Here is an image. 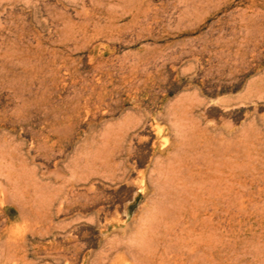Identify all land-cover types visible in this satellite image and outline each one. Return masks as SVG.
Returning a JSON list of instances; mask_svg holds the SVG:
<instances>
[{"label":"rangeland","instance_id":"obj_1","mask_svg":"<svg viewBox=\"0 0 264 264\" xmlns=\"http://www.w3.org/2000/svg\"><path fill=\"white\" fill-rule=\"evenodd\" d=\"M1 1L2 0H0V13H3V15L6 16V18L4 20L7 23L5 21L4 22L2 21V25H0V28H3V29H0V33H1L0 34V39H1L0 40V62H1V60H3L0 63V97H3V98H1L2 100L0 99V103H1L0 104L1 105L0 106V109H1L0 110V124H1L0 129L3 128L2 130H0V134H2V133L4 134V135L2 134L3 138L1 137L0 142L2 141V147H3V143H5L4 141H7V140L13 141L14 138H16V141L14 140V142H17L19 144L21 141L22 142L25 141V139H28V141L30 143V144H28V141L26 140L24 145L21 142V144L23 146L19 145V144H18L19 145L18 146L17 143L15 144L14 142L10 143L7 141V143H8L7 145L8 146L10 144L11 145L8 147L5 143L4 147L6 146V148L3 147L4 149H6L8 151L4 156L5 158L2 155H4L6 150L3 151V148H2V151H3V154H2L1 153L2 151L0 149V151H1L0 157L3 158V160H2L3 163L9 165L8 163L11 162V164H14L16 166V168H18V166L22 167V168L19 167L18 168L19 170L16 169V170H18V171H16L17 173L20 172L17 175L18 176L17 177V184H19V186L17 185L18 193L16 192V190L11 191L9 185H5L6 187L4 186V188L6 189L5 193H4V190L2 193L0 192V208L4 207V209H6L10 212L8 219L5 220L4 218H1L2 220H5V221H3L4 223L0 219V229L3 230L2 233L0 234V241L2 242V241H5L7 239L8 240L11 239V240H9L10 242L14 241V244H19L21 242L22 238L25 237L27 242L28 241L31 242V243H28V245H27L28 248L26 246L25 249L24 248L22 249L21 253L19 254L20 260H17L18 263L16 261H13V263L15 262V264L16 263L17 264H27V263L30 264L31 262H35L33 264H39L41 262V264H44V263L45 264H57V263L58 264H62V263L63 264L64 263L65 264H70V263H72V264H75V263L76 264H90V263L96 264L97 261L98 262L101 261L103 264H107V263L108 264H137V263L138 264H141V263L147 264L148 262L142 261V258L145 259V257H143V255L140 253L135 254L138 252H136V250H133V248L134 249L136 248V244L139 243V241H141L140 238H142V237H143L142 239H145V241H147V244L150 243V241H151V244L152 243L154 244L155 240L175 239L174 237H176V239H181V238L182 239H185V238L192 239L193 238L195 241L197 238L198 240L196 242L200 243L203 246L206 243H208L209 234H207L208 232L205 230H207V226H208L210 218H211V214L210 215L208 214V212L209 213L211 212L210 211L211 206H210V202H209L211 200V190L209 187V186H211L210 183L209 184L204 183V184L193 185L191 187V189L186 190V192H185V190H183V191L182 190H177V191L176 190L175 191L169 190V192L167 194L166 192L164 193L161 190H160L161 193L159 192V190H154V191L146 190L145 191L146 194H144L143 190L146 188L143 186H146V183L144 181H141V178L138 177V175L135 172L130 173V176L128 175V177H130V179L128 177H126V178H118L115 180L114 179L111 180L113 178L111 176L113 175L115 168L118 166V164L120 165V162L118 161L119 158H117L114 154H112L113 153V147H111V146H113L112 145L113 140H114L113 134H115L117 132L118 128L121 127L122 123L127 120L126 117L129 116L130 114L132 115V112H131L132 109H131L130 105L133 104V102H135L136 100H139L138 102H140V100H143V99H144L143 108H146L148 112L150 111L149 113L151 115L157 116L160 113L159 117H157V118H159V120L158 119H155L156 121L154 120L155 121L154 124L161 130V132L158 136V139H157V147L158 148H164V147L166 148V146L168 144H169L168 146H170V144L172 145L173 143L179 142L177 140V138L174 141L175 138L173 136V133L175 134V132L172 131L171 129H169V124H167L168 122H164V121H167L165 119V117L163 116L164 112L167 109L172 108L176 111V113H177L176 117L178 118V119L175 118L174 122L177 123V126L178 125L180 126V124L184 125V126H182L183 129L185 131L187 130L185 132L182 129V131L185 132L184 135H185L186 142L189 141L188 144L189 145L192 144L191 149L193 150V152L191 153L190 151H188L189 153H187V154L185 153V155L188 158L191 157L190 159H193L194 168L197 171L198 170L204 171L205 170L204 167H207L206 165H208L210 167V173L213 177L225 178V179H227L226 181H229V183L231 182L230 185H232L233 189L235 188L234 189L235 191L232 190V193H234L236 195L241 191H246L247 189L251 190V192H253L252 196H251V200H254V202L252 201V204H255V203L258 204V205L257 204L252 205L253 207L251 208V210H253L252 212L254 213L255 219H256V223L254 225V238L249 240L250 244L245 249V251H246L245 254H248V255H245L244 253L242 254V251L240 249H237L236 254L235 253L231 254V258L236 257L234 255H237L238 257L236 259L234 258L235 261H231V264H245V263H247V264H262V263H264V258H263L264 257V251H261V250H264V245H263L264 244V205H263L264 204V201H263L264 200V186H263L264 185V0H32V1L31 0H26V1L21 0L22 2L20 0H3L2 2ZM29 3H31V5ZM16 4H17V6H16ZM26 5H28V6H26ZM9 7H11L10 10H8ZM4 8H6L5 14L3 12ZM7 10L12 11V12H8ZM16 11H17V13H16ZM35 11H36V13H35ZM33 12H34V14H32ZM47 12H50L49 15L47 14ZM144 13L149 14V15H145ZM33 15H35V16L37 15V19H36V17L32 18ZM0 16H1V14H0ZM49 16H50V18H49ZM145 16H148L147 19ZM0 18H1L0 20H2L4 18V16L3 17L1 16ZM48 19H49L48 22L50 25L48 24V22L44 21V20H48ZM36 20H37V23L39 24V25L37 24V26H36ZM145 20H147V21H145ZM3 23H6V24L4 25ZM46 27L48 28V30ZM26 28H27V30H26ZM41 30H43V31H41ZM48 33H50V34H48ZM40 34L43 38H41V36H39ZM33 35H34V37H33ZM20 43H23V44L20 45ZM185 45H188V46H185ZM38 46L39 47L41 46V47L39 48ZM174 46H175V48L176 47H178V48L175 49ZM192 47H194V49ZM82 48H84V49H82ZM144 48H146V49H144ZM170 50H171V53H170ZM142 51H143V53H142ZM166 51H168V53ZM184 51H187V52L184 53ZM202 51H203V53H202ZM131 52H134V53H131ZM172 52H174V53L172 54ZM181 52H183L184 54ZM129 53H130V57H129ZM189 53H190V55H188ZM180 54H182V55L179 57ZM164 55H165V57H163ZM113 56H115V57L111 58ZM117 56H118V58H117ZM166 56L167 57L170 56V58H167ZM136 57H139V58L137 59ZM158 57L160 58V60ZM99 58H100V60H99ZM131 58H133V59H131ZM161 58H163V60ZM164 58L166 60L168 59L167 60L168 62H166V60ZM236 58H237V60H236ZM123 59H125V60H123ZM155 59H157V61ZM169 59H171V62ZM97 60H98V62H97ZM161 60L163 62H161ZM76 61H77V63H76ZM121 61H122L123 65L124 64H126V65L125 66L121 65ZM135 61L137 63H135ZM154 61L158 62L157 65ZM146 62H147V64H146ZM160 62H161V64H160ZM26 63H27V65H26ZM129 63H130V65H128ZM234 63H236V65ZM151 64H152V66H151ZM107 65H108V67H107ZM146 65H149V67ZM155 65H156V67H155ZM161 65H162V67H161ZM83 66H85V67L83 68ZM95 66L96 67L98 66V67L95 69ZM144 66H145V69H144ZM140 67L141 68L143 67V69H140ZM66 68H68V69H66ZM92 68H94V69H92ZM101 68H102V70H101ZM130 68H132V69H130ZM147 69H148V72H146ZM151 69H153V70H151ZM95 70H97V72ZM92 71H94V73L96 72L95 74H93L96 77L92 75ZM132 71H134V72H132ZM44 72H45V74H44ZM125 72H127V73H125ZM50 73L52 76H50ZM114 73L116 76L114 75ZM165 73H166V76H168L167 78L165 76ZM148 74H149V76H148ZM192 75H193V77H192ZM84 76L86 79L85 81L88 82V79H89V82L91 81L92 84L89 82L85 83V81L83 79ZM66 77H68V78H66ZM145 77H149L151 82H155V84H156V86L154 87L155 90L153 89L149 96L137 94V93H135V89L133 91L131 90L130 100L124 101L126 99V95L128 94L127 90L129 88V85H131V86L133 85V87H136V85L139 84L140 80L145 78ZM19 78H20V80H19ZM61 78H62V80H61ZM94 78H95V80H94ZM114 78H117L118 80L114 79ZM164 79H166L165 82H164ZM109 80H110V82H109ZM121 80H123V81H121ZM153 80H155V81H153ZM3 81H5L4 84H3ZM62 81H63V83H62ZM72 81H73V83H72ZM36 82H38V83H36ZM69 82H70V84H69ZM79 82L81 84H83V86H81V84ZM100 83H102V84H100ZM124 83H125V85H124ZM7 85H10L11 87L7 86ZM68 85H69V88H68ZM70 85H72V86H70ZM75 85H76V87H75ZM127 85H128V87H127ZM28 87H30V89ZM33 87H35V88H33ZM42 88L44 90H42ZM81 88H82V90H81ZM86 88H87V90H86ZM50 89H51V91H49ZM5 90H6V93L9 92L8 94L13 93L14 94V95L12 94L13 97L11 95H8V94L6 95ZM30 91H31V93H30ZM67 91L68 92L71 91V92H69L70 94H68ZM73 91H75V93H73ZM37 92H39V93H37ZM50 92H52V94H50ZM87 92H89V93H87ZM43 93H45V94H43ZM160 93H161V95H160ZM98 94H100L102 96L105 95L107 103H109V105L111 106L110 108L106 107V105H105L106 103H104V105L101 104L100 106L98 104H96V105L94 104V103H96V97ZM67 95H70V96L74 95V96L70 98L69 96L67 97ZM6 96H8V97H6ZM14 96H15V98H14ZM22 96H23L24 100L22 98H19ZM65 96H66V98H64ZM4 97H5V99H4ZM12 99H13V101L11 102ZM180 99H185L184 100L185 102H183V104H182L181 103L182 101ZM19 100L22 102V104L20 103ZM61 100H63V101H61ZM84 100H86V101H84ZM114 100H115V102H113ZM7 101H9V102H7ZM55 101H56V105H55ZM177 102H178V104L179 103L180 104L179 105L176 104ZM4 103H6L5 105H8V106H9V104H11V105L9 107H5V105H3ZM18 103H19V105H18ZM112 103L114 105H112ZM164 103H165V105H164ZM12 104L13 105L15 104L14 106L19 107V108H16V107L14 108V106ZM92 104L97 106V107L93 106ZM144 104L145 105L147 104V105L145 106ZM53 105H55V106H53ZM2 106H4V107H2ZM112 106H114V107L112 108ZM187 106L190 109H188ZM86 107H88V108H86ZM97 108H100L99 109L100 111L98 110L99 113H97L98 112ZM111 108H112V111H111ZM165 108H167V109H165ZM185 108H187L188 111H186ZM4 109H6V110H4ZM13 109H14V111L15 110L16 111L12 113L11 111ZM30 110H32V111H30ZM6 111H8L10 114L8 112L6 113ZM20 111H22V112H20ZM105 111H106V113H105ZM126 111L129 113L127 116H125L127 114ZM178 111L180 113L181 112L186 113V114L189 113V115L186 116V114H185V116H184V114L181 113L183 115L179 118V112ZM88 112H90V113H88ZM93 113L97 114V115L94 116ZM101 113H102V115H101ZM52 114H53L54 118H53V116L50 117ZM107 114H108V116H107ZM150 114H148V118H150ZM121 115H124L125 117L123 118V116H121ZM24 116H25V118H24ZM88 116L90 119L88 118ZM105 117H106V119H105ZM1 118H2V120H1ZM56 118H57V120H56ZM113 118L115 120L112 121ZM33 119H34V121H33ZM179 119L180 120L184 119V122L183 123L180 122ZM8 120L10 123L8 122ZM90 120H92V121H90ZM157 120L160 122V124ZM160 120H163V121H160ZM3 121H5V122H3ZM121 121H123V122H121ZM181 121H183V120H181ZM117 122H119V123H117ZM120 122H121V124H120ZM185 122H187V123H185ZM5 123H6V125H5ZM17 123H19V124H17ZM103 123H104V125H107V127L104 126ZM109 123H111V124H109ZM33 124H35L36 126ZM112 124H114V125H112ZM116 124L117 125L120 124V126L116 127ZM10 125H11V128H10ZM92 125H93L94 129L91 128L92 129L91 130L90 127H92ZM66 126L68 127L67 130H66ZM110 126H112V128H110ZM25 127L27 129H25ZM57 127H59V128L63 127L65 129H63V128L58 129ZM82 127H83V129H82ZM104 127H106V128H104ZM188 127H189V129H188ZM45 128H46V130H48V129L49 130L46 131V130H44ZM54 128H56L55 131L56 130L60 131V132L58 131L59 134H58V132L57 133L56 132L50 133L51 131H54L53 130ZM20 129H22L26 133L20 132L21 131ZM32 129H34V132H36V135ZM98 129L101 130V133ZM111 129H113V130H111ZM61 130H63L62 131L63 133L61 132ZM102 130H103V133L107 132L108 136L107 135H105V136L107 137L108 141L104 140L105 138H103V139L100 138L102 135L104 137V134H102ZM109 130H110V133L108 132ZM4 131H6L5 132L6 134L4 133ZM13 131H14V133H13ZM29 131H31V132H29ZM40 131H42L43 134ZM104 131H106V132H104ZM220 131H222V132H220ZM17 132L18 133L20 132L21 134L22 133L23 134L19 135ZM32 132H33V136H35V137H33V136L30 137L32 135ZM91 132H93L95 136H93V133H91ZM129 132L131 134L135 133L134 135H136V137L133 135V137L135 139L133 137H132L133 140L131 139L134 142L131 143V141H129L131 147H134V145H135L134 148H136L138 146L143 145V143L141 141H143V139H145L144 134L142 135V133L139 131H136L133 133L132 130ZM167 132L169 134H167ZM191 132H192V134H191ZM218 132H220V133H218ZM90 133H91V135H90ZM202 133L203 134L205 133V135H203ZM15 134H16V136L14 138H12V140H11L10 139L11 136L13 137V135H15ZM100 134H101V136H100ZM140 135H142V136H140ZM6 136H8L7 137L8 139L6 138ZM36 136H38V137H36ZM194 136H198V137H194ZM21 137L24 139H22ZM80 137H81V140H80ZM82 137H84V138L82 139ZM90 137H92L93 141H96L94 143L97 146H95V144H93V142H92V144H93L92 145L91 141L89 144L90 146L88 145ZM99 138L102 142L99 140ZM29 139L31 140V142ZM34 139H35V144L33 143ZM231 139H232V141H231ZM18 140H19V142H18ZM135 140H136V142H135ZM84 141L86 143H84ZM138 141L141 142V144L138 143ZM169 141H170V143H169ZM104 142L107 145L104 146V144H105ZM110 142H111V144H109ZM220 142H222L225 146H223V144H221ZM31 143H32V146H31ZM83 143H84V145L86 144L87 146H89V147H87L88 149H86L87 151L85 150L86 146H84ZM14 144L17 146H15ZM33 144L35 146H37L38 148L35 147ZM44 144L46 145V147ZM108 144H109V146H108ZM188 144H187V146H189ZM201 144H203V145L205 144L207 146H205V145L203 146ZM0 145H1V143H0ZM11 146H13V147H11ZM20 146H22V147L19 150L21 151V149H22L24 151V153H23V151L21 153V152H18L19 150H16ZM77 146L78 147L81 146L82 150H79L80 151L79 152L77 150L80 149L81 147L77 148V149H75V152H76L75 153L73 149ZM94 146H95L96 151H97L96 153L94 150ZM148 146H150V144ZM222 146L225 147L224 150L222 149L223 148ZM25 147L28 149H26ZM30 147H32V148H30ZM33 147H35V148H33ZM71 147H73V148H71ZM220 147H222V148L220 149ZM11 148H13V149L16 148L15 151L20 153V155L23 154L22 156H24L25 158L24 159L22 158L23 160L20 161L21 156L19 155V158H18L17 157L18 153L13 151V149L11 150ZM39 148L42 150V152L39 150ZM9 149L11 150V153L9 152L10 151ZM31 149L32 150L35 149L33 153L31 152ZM36 149H38L37 153H35ZM50 149H51V152H50ZM200 149H203V150H200ZM27 150L31 152L30 155H32V156L28 155L29 152L25 153V151H27ZM72 150H73V152H72ZM226 150H228V151H226ZM237 150L239 152H237ZM52 151H53V153H52ZM65 151H66V153H65ZM200 151L203 155L200 153ZM211 151L214 153H211ZM221 151H222V153H221ZM47 152H48V154H47ZM55 152L57 154L55 156H53V154ZM83 152H85V153L88 152V155H86L85 153L83 154ZM146 152H147V156H146L147 158L146 159H147V161H149V160H151V159H149V158H151V152H150V150H146ZM34 153L37 155L34 156L35 155ZM105 153H107L106 155H108V156L104 155ZM199 153L203 156V158H201V155ZM216 153H217V155H216ZM223 153L225 155H222ZM233 153H235V154L233 155ZM11 154H13L14 156ZM58 154H60V155L62 154V155L60 156ZM78 154H81V155H78ZM208 154H211V156L209 155L210 157H208ZM42 155H44V156L42 158H40ZM47 155L49 158L47 157ZM77 155L79 157L80 156L82 157V158L80 157L81 160ZM235 155L237 156L236 157L237 159L234 158ZM8 156L12 159L10 160ZM91 156H92V158L90 160ZM103 156L104 157L106 156V158H104ZM192 156H193V158H192ZM223 156H224L225 160L224 159L220 160V158L221 157L223 158ZM32 157L33 158L35 157V160ZM36 157H39V158L37 159ZM77 157L79 158L78 162L81 161L84 164L83 165L82 163L80 164V162L79 163L77 162L78 167H79V169H77V170H76V168H78V167H77L76 162H74V163L72 162L73 168L69 167V165L65 166L64 164H62L65 162L67 164L68 163L67 161H70V166H71V161H73V158H74V161H75V159L77 161V159H78ZM86 157H87V159H86ZM93 157H94V159H96V160L98 159V160L97 161L93 160ZM226 157H228V158L226 159ZM16 158L19 160H17ZM45 158H46V160H45ZM238 158L239 159L241 158V159L239 160ZM13 159L15 161H13ZM49 159H50V161H49ZM82 159H83V161H82ZM103 159H104V161L102 162ZM131 159H133L132 161H134V158H129L128 160L125 159L124 163L130 162ZM146 159H145V162H144L142 168H138V171L139 170L140 171H143V170L147 171L146 166L149 165L150 161L147 162ZM213 159H214V161H213ZM229 159H231V160H229ZM57 160H58V162H57ZM195 160L196 161L198 160L197 163ZM201 160H203L202 161L203 163L201 162ZM8 161H10V162H8ZM19 161L21 162V164H19ZM48 161H49V163H48ZM12 162H14V163H12ZM60 162H61V164H60ZM131 162L129 164L128 163L127 164L132 166ZM46 163H48V164H46ZM106 163H107V166H106ZM115 163H117V165ZM214 163H216V164H214ZM17 164H19V165L17 166ZM24 164H25V167L22 166ZM39 164H42L44 166L42 167ZM89 164H90V166L87 168V166ZM221 164H222V166H221ZM224 164H226V165H224ZM32 165L35 167H32V169H31ZM63 165L66 167V169H68V167H69V169L71 168V170H70L71 173L68 172L69 170L62 171V170H64ZM79 165L81 166V168ZM91 165H92V167H91ZM249 165H250V168L248 170V169H246V167H249ZM252 165H254L255 167ZM238 166H240V167L238 168ZM244 166H245V169H244ZM55 167H57L58 169L61 167V170L59 169L58 170L59 173L58 174L56 173V175H53L54 174L53 170H54V172H57V170H56L57 168H55ZM229 167L233 170L231 171V169ZM20 168H21V170L25 169L24 172H22L20 170ZM36 168H37V170H36ZM41 168L44 171L45 170L47 172L50 171V174L48 173V175H50V176H47V172H44L43 170H41ZM85 168H86V170H85ZM223 168L229 169V171L228 170L226 171ZM257 168H259V169L261 168L260 171L257 170L259 172L256 171ZM29 169L32 171L33 170H36V171H35V173L34 172L32 173V171H29ZM92 169H94V170H92ZM250 169H252L256 172L251 170L252 171V173H251ZM26 170H28L27 173H25ZM83 170H85V172L86 171L90 172L91 170L92 171L90 173L86 172V174H84L85 172ZM245 170H246V172H245ZM247 170H248V174L246 175ZM42 171H43V174H42ZM72 171H74V172L72 173ZM249 171H250V173H249ZM102 172H104V173H102ZM222 172L224 173V175ZM74 173H75V176H74ZM91 173H92V175H90V177H88V174H91ZM116 173H118V172H116ZM28 174H29V176H27ZM59 174H63L62 178L60 177L61 175L57 178V175H59ZM72 174H73V176H72ZM93 174H98V175L100 174V175L99 176L96 175V177H95V175L93 176ZM242 174L246 175L248 177H246V178H245V176L240 177V175H242ZM250 174H252L253 177L252 176L249 177ZM69 175L72 177H75L74 178L75 181L71 178L73 180L72 181L69 178ZM131 175L133 177L136 176L135 177L136 180ZM231 175H233V176H231ZM254 175H257V176H254ZM45 176H47V177H45ZM102 176L104 177L103 180H102V178H99ZM35 177L37 179H39L41 182L39 180H37ZM48 177H49V179H47ZM78 177H79V179H78ZM107 177L110 178V179H108L109 181H107L105 179ZM67 178L70 180H67ZM131 178H133V180ZM137 178L140 180H138ZM240 178H242V179H240ZM28 179H30V181ZM235 179H236V181H234ZM33 180H37V181H39V183L37 181L32 182ZM48 180H49V182H48ZM62 181H64V182H62ZM81 181H83V182H81ZM128 181H131V183H128ZM243 181L245 182V184H243L244 183ZM30 182H32L34 186H35V184L36 185L38 184L39 186L37 185V186H35V189L33 188L34 190H31L33 186L30 185ZM43 182H45L46 185H49V186L48 187L45 186V183L42 184ZM234 182L236 184H234ZM261 182L263 185L261 184ZM95 183H96V185H95ZM238 183L240 185H237ZM24 184H25V186L28 184L29 189L31 188L30 189L31 191L28 189V185H27L26 189H24L25 188ZM57 184H59V185H57ZM61 184H62V187H61ZM92 184H94L95 186ZM127 184H129V185H127ZM21 185L24 187L23 190L21 189L22 187L20 188ZM41 185H43V186H41ZM255 185H257V186L255 187ZM56 186H58L59 189ZM83 186H85L86 188L85 187L81 188ZM88 186H89V188H88ZM38 187L42 188V189L44 188V189L43 190L40 189L41 190L40 191L39 189H37ZM77 187L81 188V189L80 188L77 189V190H79L78 192L76 190ZM95 187H96V189H95ZM241 187H244V189H242ZM141 188H142V190H140ZM72 189H74V191H71ZM84 189L86 191H84ZM89 189H91L93 193H94V191H96L95 194H98L99 196L101 195L100 196L101 198L99 199V204L97 205L96 208H98V207L104 208L106 215L105 214L101 215V217L98 220H96V217L93 216L92 214L91 215L95 218L93 219V217H90L91 215H89V214L93 210L91 208L88 209L89 212L86 211V214H88V215H85V213H82V216H80V218H78L79 216L76 217V214L78 213L79 209L77 208V204L75 203L76 199L73 198L74 194L77 195L78 193H81V192L83 193V192L89 191L88 194L93 195V193ZM19 190H21L22 192H20ZM44 190H47V191H44ZM58 190H60V191H58ZM23 191H24V195L21 194V196L23 195L22 200H21V198L18 200L17 198L20 197L18 195L20 193H23ZM50 191H52L51 194H50ZM99 191H101V192H99ZM156 191H158L161 194V196H159L160 194ZM166 191H168V190H166ZM9 192L12 193V195L15 192L13 197H11L12 195L9 196V194H8ZM56 192H58V195L60 196V198L58 200H56V196H57ZM66 192L68 193V195ZM71 192H74V194L72 193L73 194L72 195ZM154 192H155V194H159V195L158 196L154 195L155 196L154 197L152 194ZM162 192L165 194L164 195L165 198L162 195L163 194ZM175 192H176V194H175ZM203 192H205V193H203ZM65 193L68 197H70L69 196L70 194L72 195L70 198H73V199L70 200V203L72 201L71 205L73 206L72 207L73 210L76 208L73 213H72L73 210L70 213L67 211H65V212L61 211L60 213L57 212V209L59 207L61 208V206H63V205L56 204V202L59 203V201H61V200L63 201L64 199H66V200L70 199V198H67ZM99 193H101V194H99ZM150 193L152 194L151 198H150V195H151ZM170 193L171 194L173 193L175 196H173V194H172V197L171 196L167 197V195H169ZM41 194H42V196H41ZM47 194H50L51 196L54 195L55 197L53 196L54 198L53 197L50 198L51 201H49L50 199L48 200V198L50 195H47ZM137 194H140V197H138ZM188 194H190V195H188ZM110 195L114 199L116 197V199L114 200ZM145 195H146V197H147V195L149 197L144 198ZM202 195L204 197H202ZM1 196H3V197H1ZM15 196H17V198H15ZM27 196H29V197H27ZM40 196H41V198H38ZM99 196H98V198H99ZM102 196H103V198H102ZM10 197L13 198L12 201H14V202L16 201V203H18V204L21 202L20 203L21 204V206H20L21 210L24 209L23 211H25V212H28V210H31L29 213H27L28 215L24 214L25 213L24 212L23 213L24 215L22 214L21 216H19L20 215L19 212L21 211L20 207L18 208V206H19L18 204H17L18 206H16L14 202H10V200H11ZM42 197L43 198L45 197V198L43 199ZM162 197H163V199H165L164 201L158 200V199H161ZM3 198L4 199L8 198V200L6 199L7 202H6V200L2 201ZM75 198H76V196H75ZM111 198H112V200H111ZM153 198L156 199L155 202L157 203V206H156V204H154V202H152V200L154 201ZM166 198H168V199L166 200ZM169 199H170V201H169ZM190 199H191V201H190ZM201 199H203V200H201ZM27 200H29V201H27ZM32 200L34 201L33 203L31 202ZM140 200H141V202H140ZM149 200H151V204H149ZM175 200L176 201L178 200V202H176ZM35 201H37V202H35ZM42 201H44V203ZM159 201L161 203H165L166 205L165 204H162V205H163L164 209L167 208V210H168V212H166L167 214L162 215V217L160 216L161 213L164 214L165 212H162V211H164L163 207H162L163 210L161 209L162 211L160 209H157L158 206H160L159 208H161V204H159L160 203ZM166 201H168V202H166ZM185 201H187V204L184 203ZM200 201H202V202L200 203ZM4 202H6V203H4ZM50 202H52V203L50 205H48ZM203 202H204V204L205 203L206 204L204 205ZM46 203H48L47 204L48 206L46 205ZM115 203L116 204L118 203V204L115 205ZM172 203H174V204H172ZM194 203H195V205H194ZM29 204L31 207H29ZM33 204H34V206L35 205L36 206L32 207ZM39 204H41V205H39ZM44 204L49 208H47ZM110 204L112 206H110ZM167 204L168 205L171 204V206L170 205L167 206ZM23 205L25 206V208L22 207ZM153 205H154V207L156 206L155 207L156 209L152 207ZM208 205H209V207H208ZM37 206L38 207L41 206V209L39 210L37 208ZM42 206L47 208V209L42 208ZM54 206L55 207L59 206V207H57V209H56ZM74 206H75V208H74ZM108 206L110 207V209H109L110 211L108 210V208H109ZM113 206H115V207H113ZM183 206H184V208H183ZM141 207L142 208L145 207L147 210H149V212L146 210L148 212V214L146 216L149 215L150 217H148L146 219L144 218L145 213L140 211V210H142ZM174 207H176V209H175V211H172V210H174ZM186 207H188V208H186ZM33 208H35L36 210L38 209L37 210L38 212L34 211L35 209L33 210ZM96 208H94V209H96ZM190 208H191V210H193V212H189ZM195 208H196V210H195ZM205 208H206V210H204ZM154 209H155L157 214L159 213L158 215H156L155 211H152ZM44 210L49 211L47 213L45 212V214H47V215H45L43 213ZM76 210H77V212H75ZM187 210H188V212H187ZM17 211H19V212H17ZM50 211H52V212H50ZM158 211H160V212H158ZM194 211H196V212L194 213ZM203 211H204V213H203ZM35 212L38 215L40 214L39 217ZM62 212L64 215L62 214ZM136 212H137V215L139 214L138 220L136 219L137 218ZM50 213H52V214H50ZM169 213L172 215H170ZM35 214L37 215L36 217L34 216ZM43 214L45 215L46 218L44 217ZM57 214H59V215H57ZM67 214L70 215L69 217L71 219H73V221H75V222H73L72 220H71L72 222L68 221V220H70V218L68 217ZM168 214H169V216H167ZM192 214H194L196 216V218ZM26 215L28 216V218L26 217ZM29 215H30V217H29ZM134 215H136V216H134ZM154 215L156 217L157 216L158 217L156 218ZM58 216H60V217H58ZM87 216H88L89 220L86 218ZM133 216H134V219H133ZM142 216L144 218V221L147 219L150 220V221L148 220L149 222H147V221H145V223L143 221L142 222L146 225L150 224L149 227H151V230H154L152 232L153 233L155 232V233L154 234L151 233L150 232L151 230L149 231V229H148L147 232L145 233V235L140 237L141 236L140 233H137L133 229L134 233H132L133 232L132 231L131 232L132 236L130 234V236L127 238L129 240V242L135 243L134 245L132 243L129 244L130 246L133 245V248H132L133 257L131 259L129 258V257H131V253H129V252H131V250L129 252L124 251V253H123V251L120 252V251H116L115 249L108 251V249H109L108 245H110V243L116 244L115 243L116 241H118V243L120 241V244H123L122 242L125 241L124 243L127 244L129 242H127L128 240H124V239L120 240V238H117V236L116 237L114 236L116 238L115 239L114 237H112L110 235L112 238H114V239H112L111 237L108 236V232L105 231L104 226L112 225V224H118L120 227H122L124 225H129V223H130V227L134 228L141 222L140 219H142L141 218ZM165 216H167V217H165ZM188 216L189 217L191 216L190 217L191 220L194 219V221L193 220L189 221L188 219H190V218H188ZM202 216H204V217H202ZM73 217L74 218L76 217L78 220L74 219ZM83 217H84V220L82 219ZM104 217H106V218H104ZM151 217H155L154 218L155 220L153 219V221H151V219H152ZM160 217L163 218V220ZM176 217L178 219H175ZM185 217H187V218L185 219ZM24 218H25V220L22 221V219H24ZM32 218H33V220H32ZM40 218L45 219L44 221H48L50 219L49 220V221H51L50 223H52L53 221L54 222H53V224H49V222H48V224L46 222L44 224L43 220H41ZM60 218H63V219L61 220ZM90 218H92L93 220ZM158 218H160V219H158ZM180 218L182 219V221ZM26 219H29L30 221L26 220ZM46 219H48V220H46ZM165 219L167 221H165ZM34 220H36V222H34L35 226L33 223ZM40 220H41V222H40ZM57 220H58V222H57ZM99 220H100V222H99ZM134 220L135 221L137 220L136 221L137 224L134 223L135 222ZM156 220H158V222ZM195 220H196V222H195ZM83 221L84 222L86 221L87 224L84 223ZM90 221L91 222L93 221L94 226H96L97 228L96 227L94 228V226H92L93 224ZM174 221L176 223H174ZM69 222H70V224L72 223L70 225V228H72V229L74 228L73 231H72V229L69 230V227H66L67 225H69ZM151 222L154 223L153 227L156 229V231H155V229H152L153 227H152ZM163 222L165 223V225L167 222V225H169V226H165L166 227L165 228L163 226L164 225ZM177 222H179V223H177ZM24 223L26 225L28 223H30L28 225H30L31 227L33 226L32 227L33 229H31V227H29L28 225H27V228L29 227V229H27L26 226L23 227V225H25ZM31 223H32V225H31ZM58 223H60L59 224L60 227H58V229H63V231L57 229V226H59V225H57ZM205 223H207V224H205ZM1 224L2 225L5 224V225L2 226ZM76 224H78L80 227L79 226L75 227ZM98 224H100L99 227L97 226ZM155 224L160 226V227H158V226L155 227ZM51 225H52V227H51ZM192 225H194V226L192 227ZM101 226H103V227H101ZM34 227H36V228L34 229ZM48 227L49 228L51 227V229L47 233L46 229ZM157 227H158V231H157ZM167 227H168V229H167ZM175 227H176V229L177 228L178 229L176 230ZM199 227H200V229H199ZM75 228H76V230H75ZM78 228L80 231L77 230ZM7 229H8V231H7ZM39 229H40L41 234L38 231ZM179 229L181 231L182 230L183 231L180 232ZM21 230H22V232H21ZM163 230H167V231H163ZM43 231H45V232L43 233ZM172 231H174V232H172ZM85 232H86V234H85ZM159 232L162 235L159 236L158 235ZM166 232L168 234H171V236L170 235L164 236V234L166 235ZM176 232H177V234H176ZM20 233H21V235H20ZM29 233L31 234V236ZM58 233H60V234H58ZM62 233L66 234V235H63ZM71 233H72V235H71ZM36 234H37V236H36ZM82 234H83V236H81ZM134 234H136V235H134ZM153 235H154V237H153ZM32 236H34V237H32ZM39 236H41L42 238H39ZM86 236H88L89 239H87L88 237H86ZM172 236H174V237H172ZM184 236H185V238H184ZM196 236H198V237H196ZM261 236L263 238H261ZM5 237H6V239H5ZM133 237H134V239H133ZM138 237H140L139 240L137 239ZM149 237L152 239H150ZM201 237H202V240L200 239ZM15 238H17V240ZM129 238H131V241ZM135 238L137 239V241ZM39 239H41V240H39ZM49 239H50V241H49ZM81 240H82V242H80ZM89 240H92V241L89 242ZM132 240H135V241H132ZM16 241L17 242L20 241V242L17 243ZM77 241H79V242L77 243ZM1 242H0V248H1L0 252L3 250V247L1 246V244H2ZM71 242H74V243L71 244ZM83 242H85L86 246L81 245V244H84ZM102 242H104V243H102ZM257 242H260V243L262 242V243L261 244L258 243L259 245L258 244H256V245L252 244V246L255 249V250L253 249L254 250L253 251L251 249L252 248L251 243H257ZM54 243L56 246L54 245ZM75 244L76 245L78 244L79 246L77 245V247H74L73 245H75ZM106 244L108 247L104 246ZM100 245L105 247V249H103V247H101ZM80 246H81V248H82V246H85V247H83V249H81ZM255 246H256V248H255ZM257 246H258V248H257ZM29 247H30V249H29ZM73 247L75 248V250H73L74 249ZM106 248H108V249H106ZM259 248H261L260 249V251H261L260 255H259ZM33 249H34V251H32ZM46 249H47V252H45ZM247 249L248 250L251 249V250H249V252L251 251L253 253L250 252V254H249ZM29 250H30V253H29ZM37 250L38 251L40 250V251L37 252ZM69 250H71L72 252L71 251L69 252ZM59 251L62 252V255H61V253H58ZM90 251H92V252H90ZM22 252L24 253L23 255H22ZM41 252L43 253V255ZM63 252L68 253L66 255L67 258ZM73 252H74V254H75L74 256L76 258L73 257V255H72ZM75 252H77V253H75ZM98 252H100V253L98 254ZM103 252H105L107 254V256L105 255V253L102 254ZM255 252L257 253V255ZM38 253L39 254L41 253V254L39 255ZM113 253H115V255H112ZM152 253H154L155 256H158V252L156 250H154V252L152 250ZM52 254H54V255H52ZM58 254L61 255L63 258L61 256H58ZM92 254H94V255H92ZM238 254H240V255H238ZM1 255L2 254H0V256ZM97 255L103 256V258H106V257H108V258L105 260L104 259L102 260L101 257L97 256ZM134 255H136V256H134ZM138 255H140V256H138ZM95 256H96V258H98L100 260L97 259V261H96ZM29 257H30V260H29ZM91 257H94L95 261L93 259L89 260V258H91ZM111 257H112V259H111ZM114 257H116L117 259ZM39 258H40V260H39L40 262L38 261ZM41 258L46 259V261L44 259L42 260ZM65 258L69 259V261L68 260L66 261ZM250 258H252V259H250ZM54 259H56V261H54ZM138 259H140V260L138 261ZM0 260H1L0 264H2L4 262V258L0 257ZM110 260L112 263L110 262ZM105 261H106V263H104ZM249 261H250V263H249ZM102 263L99 262L98 264H102Z\"/></svg>","mask_w":264,"mask_h":264},{"label":"bare ground","instance_id":"obj_2","mask_svg":"<svg viewBox=\"0 0 264 264\" xmlns=\"http://www.w3.org/2000/svg\"><path fill=\"white\" fill-rule=\"evenodd\" d=\"M3 1V0H2ZM1 1V2H2ZM21 1V0H20ZM23 1H26V0H23ZM32 1V0H31ZM30 1V2H31ZM22 2V1H21ZM26 3V2H25ZM18 4V3H17ZM17 4H16V6H17ZM23 4V3H22ZM30 5H31V3H29ZM38 4V3H37ZM130 4V3H129ZM39 5V4H38ZM23 6V5H22ZM26 6H28V5H26ZM25 6V7H26ZM10 8L11 7H9V9L8 10H10ZM27 8V7H26ZM7 10V11H8ZM15 10V9H14ZM40 10V9H39ZM6 11V8H4V10H3V12H4V14L6 13L5 12ZM20 11V10H19ZM37 11V10H36ZM36 11H35V13H36ZM8 12H12V11H8ZM16 13H17V11H16ZM49 13L50 12H47V14L49 15ZM1 14V16L3 17L4 16V18L2 19V20H0V25H2V21L4 22L5 20V18H6V16L5 15H3V13H0ZM32 14H34V12L32 13ZM145 14V13H144ZM20 15V14H19ZM145 15H149V14H145ZM0 16V17H1ZM34 16V17H33ZM32 16V18H35L36 17V19H37V15L35 16V15H33ZM10 17V16H9ZM87 17V16H86ZM146 17V19H147V17L148 16H145ZM43 18V17H42ZM41 18V19H42ZM47 18V17H46ZM49 18H50V16H49ZM1 19V18H0ZM14 19V18H13ZM44 19V18H43ZM28 20V19H27ZM33 20V19H32ZM35 20V19H34ZM260 20V19H259ZM44 21H46V22H48L49 21V19L48 20H44ZM145 21H147V20H145ZM6 22V21H5ZM32 22V21H31ZM34 22V21H33ZM39 22V21H38ZM7 23V22H6ZM6 23H3L4 25L6 24ZM137 23V22H136ZM37 20H36V26H37ZM48 24H49V22H48ZM47 24V25H48ZM89 24V23H88ZM29 25V24H28ZM39 25V24H38ZM50 25V24H49ZM23 26V25H22ZM2 27V26H1ZM4 27V26H3ZM50 27V26H49ZM47 28V27H46ZM143 28V27H142ZM0 29H3V28H0ZM41 29V28H40ZM26 30H27V28H26ZM47 30H48V28H47ZM41 31H43V30H41ZM28 32V31H27ZM31 32V31H30ZM38 33V32H37ZM126 33V32H125ZM1 34V33H0ZM32 34V33H31ZM48 34H50V33H48ZM38 35V34H37ZM43 35V34H42ZM32 36V35H31ZM39 36H41V34L39 35ZM74 36V35H73ZM27 37V36H26ZM33 37H34V35H33ZM22 38V37H21ZM41 38H43L42 36H41ZM5 39V38H4ZM20 39V38H19ZM28 39V38H27ZM112 39V38H111ZM1 40V39H0ZM3 40V39H2ZM33 40V39H32ZM109 40V39H108ZM28 41V40H27ZM44 41V40H43ZM89 41V40H88ZM20 42V41H19ZM18 42V43H19ZM29 42V41H28ZM193 43V42H192ZM21 44H23V43H20V45ZM156 46V45H155ZM185 46H188V45H185ZM39 47V46H38ZM41 47V46H40ZM39 47V48H40ZM85 48V47H84ZM84 48H82V49H84ZM174 48H175V46H174ZM173 48V49H174ZM176 48H178V47H176ZM175 48V49H176ZM193 49H194V47H192ZM144 49H146V48H144ZM163 49V48H162ZM50 50V49H49ZM90 50V49H89ZM139 50V49H138ZM172 50V49H171ZM171 50H170V53H171ZM200 50V49H199ZM198 50V51H199ZM173 51V50H172ZM205 51V50H204ZM167 53H168V51H166ZM177 52V51H176ZM185 52H187V51H184V53ZM89 53V52H88ZM131 53H134V52H131ZM139 53V52H138ZM142 53H143V51H142ZM169 53V54H170ZM174 52H172V54H173ZM181 53H183V52H181ZM183 53V54H184ZM199 53V52H198ZM202 53H203V51H202ZM207 53V52H206ZM168 54V55H169ZM176 54V53H175ZM201 54V53H200ZM208 54V53H207ZM215 54V53H214ZM228 54V53H227ZM162 55V54H161ZM177 55V54H176ZM182 54H180L179 55V57L181 56ZM188 55H190V53L188 54ZM199 55V54H198ZM128 56V55H127ZM109 57V56H108ZM107 57V58H108ZM115 56H113V57H111V58H114ZM129 57H130V53H129ZM156 57V56H155ZM160 57V56H159ZM158 57V58H159ZM163 57H165V55L163 56ZM167 57V56H166ZM178 57V58H179ZM237 57V56H236ZM117 58H118V56H117ZM137 59L139 58V57H136ZM167 58H170V56H168ZM177 58V57H176ZM235 58V57H234ZM103 59V58H102ZM110 59V58H109ZM120 59V58H119ZM131 59H133V58H131ZM153 59V58H152ZM162 60H163V58H161ZM165 59V58H164ZM174 59V58H173ZM198 59V58H197ZM41 60V59H40ZM99 60H100V58H99ZM118 60V59H117ZM123 60H125V59H123ZM147 60V59H146ZM156 61H157V59H155ZM159 60H160V58H159ZM161 60V62H163ZM166 60V59H165ZM164 60V61H165ZM168 60V59H167ZM166 60V62H168ZM170 60V62H171V59H169ZM236 60H237V58H236ZM3 60H1V62H2ZM26 61V60H25ZM30 61V60H29ZM131 61V60H130ZM134 61V60H133ZM156 61H154L155 63H156V65H157V63L158 62H156ZM179 61V60H178ZM0 62V63H1ZM40 62V61H39ZM47 62V61H46ZM97 62H98V60H97ZM116 62V61H115ZM128 62V61H127ZM132 62V61H131ZM161 62H160V64H161ZM173 62V61H172ZM227 62V61H226ZM31 63V62H30ZM49 63V62H48ZM76 63H77V61H76ZM105 63V62H104ZM112 63V62H111ZM135 63H137L136 61H135ZM144 63V62H143ZM150 63V62H149ZM40 64V63H39ZM69 64V63H68ZM84 64V63H83ZM133 64V63H132ZM146 64H147V62H146ZM235 65H236V63H234ZM26 65H27V63H26ZM85 65V64H84ZM90 65V64H89ZM101 65V64H100ZM103 65V64H102ZM121 65H123L122 64V61H121ZM126 64H124L123 66H125ZM128 65H130V63L128 64ZM156 65H155V67H156ZM37 66V65H36ZM72 66V65H71ZM99 66V65H98ZM97 66V67H98ZM122 66V67H123ZM146 66H148L149 67V65H146ZM151 66H152V64H151ZM170 66V65H169ZM39 67V66H38ZM85 66H83V68H84ZM94 67V66H93ZM96 66H95V69L97 68ZM102 67V66H101ZM104 67V66H103ZM107 67H108V65H107ZM118 67V66H117ZM158 67V66H157ZM161 67H162V65H161ZM115 68V67H114ZM119 68V67H118ZM66 69H68V68H66ZM65 69V70H66ZM89 69V68H88ZM87 69V70H88ZM91 69V68H90ZM92 69H94V68H92ZM99 69V68H98ZM104 69V68H103ZM130 69H132V68H130ZM140 69H143V67L141 68L140 67ZM144 69H145V66H144ZM159 69V68H158ZM39 70V69H38ZM100 70V69H99ZM101 70H102V68H101ZM113 70V69H112ZM151 70H153V69H151ZM96 72H97V70H95ZM111 71V70H110ZM124 71V70H123ZM142 71V70H141ZM18 72V71H17ZM95 72V73H96ZM130 72V71H129ZM132 72H134V71H132ZM146 72H148V69H147V71ZM168 72V71H167ZM166 72V73H167ZM193 72V71H192ZM41 73V72H40ZM86 73V72H85ZM84 73V74H85ZM94 73V71H92V75L93 74H95ZM125 73H127V72H125ZM152 73V72H151ZM166 73H165V76H166ZM42 74V73H41ZM44 74H45V72H44ZM89 74V73H88ZM120 74V73H119ZM70 75V74H69ZM87 75V74H86ZM85 75V76H86ZM91 75V74H90ZM89 75V76H90ZM99 75V74H98ZM113 75V74H112ZM114 75H115V73H114ZM132 75V74H131ZM196 75V74H195ZM49 76V75H48ZM50 76H52L51 75V73H50ZM76 76V75H75ZM74 76V77H75ZM85 76H84V81L86 80L85 79ZM88 76V75H87ZM93 76H95V75H93ZM116 76V75H115ZM114 76V77H115ZM148 76H149V74H148ZM23 77V76H22ZM28 77V76H27ZM91 77V76H90ZM96 77V76H95ZM162 77V76H161ZM168 76H166V78H167ZM192 77H193V75H192ZM66 78H68V77H66ZM78 78V77H77ZM92 78V77H91ZM90 78V79H91ZM154 78V77H153ZM79 79V78H78ZM113 79V78H112ZM114 79H117V78H114ZM19 80H20V78H19ZM24 80V79H23ZM53 80V79H52ZM61 80H62V78H61ZM77 80V79H76ZM94 80H95V78H94ZM118 80V79H117ZM116 80V81H117ZM163 80V79H162ZM165 80L166 79H164V82H165ZM16 81V80H15ZM48 81V80H47ZM46 81V82H47ZM67 81V80H66ZM79 81V80H78ZM98 81V80H97ZM121 81H123V80H121ZM131 81V80H130ZM153 81H155V80H153ZM157 81V80H156ZM4 82L5 81H3V84H4ZM25 82V81H24ZM34 82V81H33ZM71 82V81H70ZM70 82H69V84H70ZM87 81H85V83H86ZM88 82H89V79H88ZM87 82V83H88ZM96 82V81H95ZM103 82V81H102ZM109 82H110V80H109ZM115 82V81H114ZM118 82V81H117ZM135 82V81H134ZM163 82V81H162ZM32 83V82H31ZM36 83H38V82H36ZM51 83V82H50ZM55 83V82H54ZM62 83H63V81H62ZM72 83H73V81H72ZM80 83V82H79ZM84 83V82H83ZM89 83H91L92 84V82L90 81ZM136 83V82H135ZM19 84V83H18ZM81 84V83H80ZM100 84H102V83H100ZM107 84V83H106ZM15 85V84H14ZM21 85V84H20ZM124 85H125V83H124ZM163 85V84H162ZM5 86V85H4ZM7 86H10V85H7ZM16 86V85H15ZM18 86V85H17ZM23 86V85H22ZM70 86H72V85H70ZM81 86H83V84H81ZM87 86V85H86ZM99 86V85H98ZM101 86V85H100ZM156 86V84H155V82H151V80H150V78L149 77H145V78H143V79H141L140 80V82H139V84L138 85H136V87H133V85L131 86V85H129V88H128V90H127V92H128V94L126 95V99L124 100V101H127V100H130V93H131V90L133 91L134 89H135V93H137V94H142V95H145V96H149L150 95V93H151V91L154 89L155 90V87ZM3 87V86H2ZM11 87V86H10ZM19 87V86H18ZM21 87V86H20ZM25 87V86H24ZM47 87V86H46ZM45 87V88H46ZM75 87H76V85H75ZM95 87V86H94ZM113 87V86H112ZM127 87H128V85H127ZM9 88V87H8ZM29 89H30V87H28ZM27 88V89H28ZM33 88H35V87H33ZM38 88V87H37ZM44 88V87H43ZM42 88V90H44ZM68 88H69V85H68ZM72 88V87H71ZM70 88V89H71ZM88 88V87H87ZM87 88H86V90H87ZM13 89V88H12ZM77 89V88H76ZM89 89V88H88ZM101 89V88H100ZM157 89V88H156ZM40 90V89H39ZM38 90V91H39ZM67 90V89H66ZM72 90V89H71ZM81 90H82V88H81ZM91 90V89H90ZM95 90V89H94ZM111 90V89H110ZM123 90V89H122ZM162 90V89H161ZM13 91V90H12ZM20 91V90H19ZM32 91V90H31ZM31 91H30V93H31ZM49 91H51V89L49 90ZM92 91V90H91ZM16 92V91H15ZM14 92V93H15ZM23 92V91H22ZM68 92V91H67ZM69 92H71V91H69ZM68 92V94H70ZM80 92V91H79ZM108 92V91H107ZM167 92V91H166ZM5 93H6V90H5ZM9 93V92H8ZM8 93H6V95L8 94ZM37 93H39V92H37ZM42 93V92H41ZM73 93H75V91H73ZM77 93V92H76ZM87 93H89V92H87ZM110 93V92H109ZM120 93V92H119ZM133 93V92H132ZM165 93V92H164ZM13 94V93H12ZM12 94H8V95H11L12 96ZM36 94V93H35ZM43 94H45V93H43ZM50 94H52V92H50ZM157 94V93H156ZM14 95V94H13ZM33 95V94H32ZM79 95V94H78ZM82 95V94H81ZM91 95V94H90ZM160 95H161V93H160ZM51 96V95H50ZM54 96V95H53ZM73 97L72 95L70 96V95H67V97ZM80 96V95H79ZM110 96V95H109ZM6 97H8V96H6ZM13 97V96H12ZM32 97V96H31ZM36 97V96H35ZM55 97V96H54ZM77 97V96H76ZM116 97V96H115ZM1 98H3V97H0V99ZM14 98H15V96H14ZM19 98H22L23 99V96L22 97H19ZM64 98H66V96L64 97ZM79 98V97H78ZM88 98V97H87ZM123 98V97H122ZM164 98V97H163ZM4 99H5V97H4ZM10 99V98H9ZM68 99V98H67ZM73 99V98H72ZM113 99V98H112ZM2 100V99H1ZM17 100V99H16ZM24 100V99H23ZM22 100V101H23ZM28 100V99H27ZM66 100V99H65ZM182 102V104H183V102H185L184 100L185 99H180ZM4 101V100H3ZM2 101V102H3ZM10 101V100H9ZM9 101H7V102H9ZM13 101V99L11 100V102ZM20 101V100H19ZM61 101H63V100H61ZM60 101V102H61ZM83 101V100H82ZM84 101H86V100H84ZM139 100H136L135 102H133V104H131L130 105V107H131V112H132V115L130 114L129 116H127L129 113L126 111V115L125 116H127L126 117V121L125 122H123V121H121V122H123L122 123V125H121V127H119L118 128V130H117V132L115 133V134H113L114 136V140H113V146H111V147H113V153L112 154H114L117 158H119V162H120V165L118 164V166L115 168V170H114V172H113V175L111 176V177H113L111 180H115V179H118V178H126V177H128V175L130 176V173H133V172H135L137 175H138V177H140L141 178V181H144L145 183H146V186H143V187H145L146 189H144L143 190V192H144V194H146L145 193V191L146 190H151V191H154V190H159V192L161 193V191H163L164 193L166 192L167 194H168V192H169V190L171 191V190H173V191H177V190H185V192H186V190H190L191 189V187L193 186V185H197V184H204V183H210V185L211 186H209L210 187V190H211V200L209 201L210 202V206H211V212L209 213L208 212V214L210 215L211 214V218H210V221H209V224H208V226H207V230H205V231H207L208 233L207 234H209V240H208V243H206L204 246L203 245H201L200 243H198V242H196L198 239L196 238V241L192 238V239H188V238H185V236H184V238L185 239H176V237H174V236H172V237H174L175 239H168V240H166V239H161V240H155L154 241V246L151 244V241H150V243H148L147 244V241H145V239H142L143 237V235H145V233L147 232V230L149 229V231L151 230V227H149V225H146V224H144L145 223V221H147V222H149L150 220L149 219H147V220H145L144 221V218L146 219V218H148V217H150L149 215L148 216H146L147 214H148V212H149V210H147L145 207H141V209L142 210H140V211H142L143 213H145V215H144V218H143V216L141 217L142 219H140L141 220V222L136 226V227H130V223H129V225H124V226H122V227H120L118 224H112V225H107V226H104L105 227V231L106 232H108V236L109 237H116L117 236V238H120V240L121 239H124V240H128L127 238L130 236V234H131V232L133 231V229L137 232V233H140V237H142V238H140V237H138L137 239L139 240V238L141 239V241H139V243H137L136 244V248L134 249L133 248V245L135 244L134 242L132 243V242H129V240L127 241V242H129V243H124V242H122L123 244H120V241H119V243H118V241H116L115 243L116 244H112V243H110V245H108L109 246V249L108 248H106V249H108V251H110V250H112V249H115L116 251H123V253H124V251H130L131 250V252H129V253H131V257H129L130 259L133 257V254H132V248H133V250H136V252H138V253H135V254H142L143 255V257H145V259H143L142 258V261H146V262H148L147 264H231V261H235V259L238 257L237 255H234V256H236V257H234V258H231V254L232 253H235L236 254V252H237V249H240L241 251H242V254L244 253L245 254V249L249 246V240L250 239H253L254 238V225H255V223H256V219H255V215H254V213L252 212L253 210H251V208L253 207L252 205H256L257 203H255V204H252V201L254 202V200H251V196H252V193L253 192H251V190H246V191H241V192H239L237 195L236 194H234V193H232V190H234L233 189V187H232V185H230V183H229V181H226L227 179H225V178H218V177H213L212 175H211V173H210V167L208 166V165H206L207 167H204L205 168V170L204 171H201V170H196L195 168H194V165H193V159H190V158H188L186 155H185V153L187 154V153H189L188 151H190L191 153L193 152V150L191 149V146H192V144L191 145H189L188 144V142H186V140H185V135H184V133L187 131H185L184 129H183V127L182 126H184V125H181L180 124V126L178 127L177 126V123H175L174 122V120H175V118H177L176 117V115H177V113H176V111L174 110V109H172V108H169V109H167V108H165V109H167L165 112H164V117H165V119L167 120V121H164V122H168L167 124H169V129H171L172 131H174L175 132V134L173 133V136H174V141L176 140V138H177V140L179 141L178 143H173L172 145L170 144V146H166V148L164 147V148H158L157 147V139H158V136H159V134H160V132H161V130L154 124L155 123V119H158L159 120V118H157V117H159V115H160V113L157 115V116H155V115H151L148 111H147V109L146 108H143V103H144V99L143 100H140V102H138ZM168 101V100H167ZM5 102V101H4ZM15 102V101H14ZM65 102V101H64ZM67 102V101H66ZM91 102V101H90ZM113 102H115V100L113 101ZM121 102V101H120ZM20 103L22 104V102L20 101ZM86 103V102H85ZM104 103H106L105 105H106V107H111L110 105H109V103H107V100H106V98H105V95H100V94H98L97 95V97H96V103H94L95 105L96 104H98L99 106L102 104V105H104ZM130 103V102H129ZM1 104V103H0ZM6 103H4L3 105H5ZM16 104V103H15ZM14 104V105H15ZM121 104V103H120ZM176 104H178V102L176 103ZM180 104V103H179ZM178 104V105H179ZM192 104V103H191ZM190 104V105H191ZM11 104H9V106H10ZM13 105V104H12ZM13 105V106H14ZM18 105H19V103H18ZM50 105V104H49ZM55 105H56V101H55ZM55 105H53V106H55ZM93 105V104H92ZM95 105H93V106H95ZM112 105H114L113 103H112ZM145 105V104H144ZM147 105V104H146ZM145 105V106H146ZM164 105H165V103H164ZM1 106V105H0ZM8 105H5V107H9ZM22 106V105H21ZM34 106V105H33ZM48 106V105H47ZM52 106V105H51ZM91 106V105H90ZM167 106V105H166ZM182 106V105H181ZM2 107H4V106H2ZM16 106H14V108H15ZM89 107V106H88ZM88 107H86V108H88ZM95 107H97V106H95ZM114 106H112V108H113ZM164 107V106H163ZM176 107V106H175ZM16 108H19V107H16ZM21 108V107H20ZM38 108V107H37ZM79 108V107H78ZM90 108V107H89ZM112 108H111V111H112ZM126 108V107H125ZM154 108V107H153ZM156 108V107H155ZM179 108V107H178ZM183 108V107H182ZM187 108L188 109H190L188 106H187ZM187 108H185L186 109V111H188V109ZM7 109V108H6ZM6 109H4V110H6ZM11 109V108H10ZM30 109V108H29ZM100 108H97V111L99 110ZM164 109V110H165ZM184 109V108H183ZM1 110V109H0ZM22 110V109H21ZM88 110V109H87ZM94 110V109H93ZM102 110V109H101ZM127 110V109H126ZM130 110V109H129ZM157 110V109H156ZM16 111V110H15ZM14 111V109L11 111L12 113L13 112H15ZM25 111V110H24ZM30 111H32V110H30ZM100 111V110H99ZM99 111L97 112V113H99ZM154 111V110H153ZM181 111V110H180ZM183 111V110H182ZM8 111H6V113H7ZM20 112H22V111H20ZM36 112V111H35ZM96 112V111H95ZM94 112V113H95ZM110 112V111H109ZM130 112V111H129ZM179 112V111H178ZM9 113V112H8ZM33 113V112H32ZM39 113V112H38ZM57 113V112H56ZM88 113H90V112H88ZM93 113V114H94ZM103 113V112H102ZM102 113H101V115H102ZM105 113H106V111H105ZM152 113V112H151ZM181 113H183V112H181ZM180 112H179V118L184 114V116H185V114L186 113H183V114H181ZM10 114V113H9ZM35 114V113H34ZM59 114V113H58ZM92 114V115H93ZM109 114V113H108ZM108 114H107V116H108ZM148 114H150V118H148ZM181 114V115H180ZM40 115V114H39ZM38 115V116H39ZM44 115V114H43ZM42 115V116H43ZM95 115H97V114H94V116ZM124 115H121V116H123V118L125 117ZM162 115V114H161ZM189 115V113H187L186 114V116H188ZM20 116V115H19ZM18 116V117H19ZM23 116V115H22ZM26 116V115H25ZM25 116H24V118H25ZM53 116V114L50 116V117H52ZM63 116V115H62ZM116 116V115H115ZM83 117V116H82ZM12 118V117H11ZM23 118V119H24ZM53 118H54V116H53ZM52 118V119H53ZM88 118H89V116H88ZM16 119V118H15ZM32 119V118H31ZM36 119V118H35ZM51 119V118H50ZM90 119V118H89ZM105 119H106V117H105ZM104 119V120H105ZM110 119V118H109ZM161 119V118H160ZM178 119V118H177ZM186 119V118H185ZM1 120H2V118H1ZM25 120V119H24ZM23 120V121H24ZM46 120V119H45ZM56 120H57V118H56ZM81 120V119H80ZM113 120H115L114 118L112 119V121ZM155 120V121H154ZM157 120V121H158ZM180 120V119H179ZM181 120H183V121H181ZM180 120V122H184V119H181ZM33 121H34V119H33ZM88 121V120H87ZM90 121H92V120H90ZM89 121V122H90ZM103 121V120H102ZM106 121V120H105ZM111 121V122H112ZM160 121H163V120H160ZM186 121V120H185ZM3 122H5V121H3ZM8 122H9V120H8ZM21 122V121H20ZM96 122V121H95ZM115 122V121H114ZM121 122H120V124H121ZM159 122V121H158ZM7 123V122H6ZM6 123H5V125H6ZM10 123V122H9ZM46 123V122H45ZM107 123V122H106ZM117 123H119V122H117ZM157 123V122H156ZM185 123H187V122H185ZM17 124H19V123H17ZM26 124V123H25ZM32 124V123H31ZM109 124H111V123H109ZM120 124L119 125H117L116 124V127H118V126H120ZM159 124H160V122H159ZM166 124V125H167ZM179 124V123H178ZM1 125V124H0ZM8 125V124H7ZM12 125V124H11ZM11 125H10V128H11ZM16 125V124H15ZM33 125H35V124H33ZM40 125V124H39ZM103 125H104V123H103ZM112 125H114V124H112ZM36 126V125H35ZM89 126V125H88ZM104 126H106L107 127V125H104ZM163 126V125H162ZM38 127V126H37ZM72 127V126H71ZM80 127V126H79ZM106 127H104V128H106ZM58 129H61V128H63V127H57ZM67 126H66V130H67ZM78 128V127H77ZM86 128V127H85ZM91 128H93L94 129V127H93V125H92V127H90V129ZM110 128H112V126H110ZM164 128V127H163ZM162 128V129H163ZM3 129V128H2ZM2 129H0V130H2ZM25 129H27L26 127H25ZM31 129V128H30ZM55 129L56 128H54L53 130L54 131H51L50 133H52V132H58L59 130H56L55 131ZM63 129H65V128H63ZM82 129H83V127H82ZM101 129V128H100ZM115 129V128H114ZM182 129L185 131H182ZM188 129H189V127H188ZM21 131L20 132H25V131H23L22 129H20ZM33 130V132H34V129H32ZM37 130V129H36ZM44 130H46V128L44 129ZM49 130V129H48ZM48 130H46V131H48ZM65 130V131H66ZM92 130V129H91ZM99 130V129H98ZM97 130V131H98ZM111 130H113V129H111ZM133 131V133L134 132H136V131H139V132H141L142 133V135L144 134V138L145 139H143V141H141L142 143H143V145H141V146H138V147H136V148H134L135 147V145H134V147H131V145H130V143H129V141H131V143L132 142H134V141H132L133 139H132V137H133V135L135 134H131L129 131ZM192 130V129H191ZM17 131V130H16ZM19 131V130H18ZM63 130H61V132H62ZM78 131V130H77ZM100 131V133H101V130H99ZM167 131V130H166ZM3 132V131H2ZM6 131H4V133H5ZM18 133L19 135L21 134V133ZM29 132H31V131H29ZM33 132H32V135L30 136V137H32L33 136ZM40 132H42V131H40ZM39 132V133H40ZM60 132V131H59ZM59 132H58V134H59ZM104 132H106V131H104ZM109 133H110V130L108 131ZM183 132V133H182ZM205 132V131H204ZM210 132V131H209ZM220 132H222V131H220ZM220 132H218V133H220ZM8 133V132H7ZM13 133H14V131H13ZM16 133V134H17ZM26 133V132H25ZM35 133V135H36V132H34ZM49 133V132H48ZM63 133V132H62ZM74 133V132H73ZM91 133H93V132H91ZM91 133H90V135H91ZM96 133V132H95ZM140 133V134H141ZM217 133V132H216ZM3 134V133H2ZM2 134H0V139H1V137L3 138V135ZM6 134V133H5ZM16 134L15 135H13V137L11 136V140H12V138H14L15 136H16ZM23 134V133H22ZM21 134V135H22ZM29 134V133H28ZM42 134H43V132H42ZM41 134V135H42ZM61 134V133H60ZM102 134H104V137H103V135L101 136V134H100V138L101 139H103V138H105L104 140H106V141H108L107 140V137L105 136V135H107L108 136V134H107V132L106 133H103V130H102ZM138 134V133H137ZM165 134V133H164ZM167 134H169L168 132H167ZM191 134H192V132H191ZM203 134V133H202ZM208 134V133H207ZM27 135V134H26ZM25 135V136H26ZM83 135V134H82ZM142 135H140V136H142ZM203 135H205V133L203 134ZM220 135V134H219ZM24 136V137H25ZM85 136V135H84ZM93 136H95L94 135V133H93ZM97 136V135H96ZM135 137H136V135H134ZM193 136V135H192ZM8 136H6V138H7ZM33 137H35V136H33ZM36 137H38V136H36ZM76 137V136H75ZM190 137V136H189ZM194 137H198V136H194ZM193 137V138H194ZM22 138V137H21ZM20 138V139H21ZM84 137H82V139H83ZM95 138V137H94ZM100 138H99V140H100ZM134 138V137H133ZM140 138V137H139ZM170 138V137H169ZM188 138V137H187ZM8 139V138H7ZM9 139V140H10ZM22 139H24V138H22ZM98 139V138H97ZM96 139V140H97ZM112 139V138H111ZM132 139V140H131ZM135 139V138H134ZM161 139V138H160ZM192 139V138H191ZM3 140V139H2ZM14 140L16 141V138H14L13 139V141H8V142H10V143H13L14 142ZM26 140L28 141V139H25V141H21L22 143H23V145H24V143L26 142ZM30 140V139H29ZM80 140H81V137H80ZM89 140V139H88ZM166 140V139H165ZM189 140V139H188ZM198 140V139H197ZM200 140V139H199ZM217 140V139H216ZM7 141H4L5 143H6V145L8 144L7 143ZM33 141V140H32ZM73 141V140H72ZM90 141H91V144H92V142H93V144H95L94 142H96V141H93L92 140V137H90V140H89V143H88V145L90 144ZM101 141V140H100ZM105 141V142H106ZM160 141V140H159ZM218 141V140H217ZM231 141H232V139H231ZM18 142H19V140H18ZM21 142H20V144L19 143H17V142H14L15 144L17 143V145L19 144V145H22L21 144ZM30 142H31V140H30ZM102 142V141H101ZM104 142V143H105ZM135 142H136V140H135ZM141 142H139L138 141V143H140L141 144ZM161 142V141H160ZM210 142V141H209ZM225 142V141H224ZM1 143V147H0V149H1V151H2V148L4 147V145H5V143H3V147H2V141L0 142ZM9 143V144H10ZM34 144H35V139H34V142H33ZM43 143V142H42ZM75 143V142H74ZM81 143V142H80ZM84 143H86L85 141H84ZM84 143H83V145H84ZM107 143V142H106ZM104 144V146L105 145H107V144ZM159 143V142H158ZM169 143H170V141H169ZM189 145V146H187V144ZM193 143V142H192ZM215 143V142H214ZM219 143V142H218ZM221 144H223L222 142H220ZM14 144V145H15ZM28 144H30L29 143V141H28ZM33 144V145H34ZM72 144V143H71ZM82 144V143H81ZM92 144V145H93ZM109 144H111V142L109 143ZM109 144H108V146H109ZM150 144V146H148ZM199 144V143H198ZM208 144V143H207ZM11 145V144H10ZM9 145V146H10ZM17 145H15V146H17ZM18 145V146H19ZM22 145V146H23ZM43 145V144H42ZM45 145V144H44ZM80 145V144H79ZM200 145V144H199ZM201 145H203V144H201ZM205 145V144H204ZM203 145V146H204ZM210 145V144H209ZM8 146V145H7ZM8 146V147H9ZM14 146V147H15ZM22 146H20L18 149H16V150H19ZM27 146V145H26ZM31 146H32V143H31ZM35 146V145H34ZM50 146V145H49ZM68 146V145H67ZM70 146V145H69ZM84 146H86V148H85V150L86 149H88L87 147H89V146H87L86 144L84 145ZM95 146H97L96 144H95ZM95 146H94V150H95V153L97 152L96 151V148H95ZM205 146H207V145H205ZM223 146H225L224 144H223ZM222 146V147H223ZM228 146V145H227ZM11 147H13V146H11ZM35 147H37V146H35ZM35 147H33V148H35ZM45 147H46V145H45ZM74 147V146H73ZM73 147H71V148H73ZM81 147V146H80ZM80 147H75L73 150H74V152H75V149H77V148H80ZM212 147V146H211ZM215 147V146H214ZM222 147H220V149L222 148ZM4 148H6V146L4 147ZM3 148V151L4 150H6V149H4ZM26 148V147H25ZM30 148H32V147H30ZM38 148V147H37ZM44 148V147H43ZM104 148V147H103ZM195 148V147H194ZM193 148V149H194ZM198 148V147H197ZM216 148V147H215ZM224 148L225 147H223L222 149L224 150ZM227 148V147H226ZM13 148H11V150H12ZM15 149H13V151H15ZM26 149H28V148H26ZM49 149V148H48ZM47 149V150H48ZM219 149V150H220ZM233 149V148H232ZM10 150V149H9ZM11 150L9 151L10 153H11ZM34 150L35 149H31V152L33 153L34 152ZM38 149H36V152L35 153H37L38 151H37ZM39 150L42 152V150L39 148ZM73 150H72V152H73ZM79 150H82V147L80 148V149H78L77 151H79ZM146 150H150V152H151V158H149V159H151V160H149L150 161V163H149V165L148 166H146L147 167V171H138V168H142V166H143V164H144V162H145V159L147 158L146 156H147V152H146ZM195 150V149H194ZM200 150H203V149H200ZM222 150V151H223ZM240 150V149H239ZM0 151V152H1ZM3 151L1 152L2 154H3ZM22 149H21V151L19 150L18 152H21L22 153ZM39 151V152H40ZM87 151V150H86ZM187 151V152H186ZM222 151H221V153H222ZM226 151H228V150H226ZM8 151L6 150V152L4 153V155H2L3 157L5 156V154L7 153ZM15 152H17V151H15ZM17 152V153H18ZM26 152H29L28 153V155L29 156H32V155H30L31 154V152L30 151H25V153ZM44 152V151H43ZM49 152V151H48ZM48 152H47V154H48ZM50 152H51V149H50ZM80 152V151H79ZM110 152V151H109ZM149 152V153H150ZM230 152V151H229ZM237 152H239L238 150H237ZM249 152V151H248ZM9 153V154H10ZM23 153H24V151H23ZM34 153V154H35ZM52 153H53V151H52ZM62 153V152H61ZM65 153H66V151H65ZM64 153V154H65ZM70 153V152H69ZM76 153V152H75ZM85 152H83V154H84ZM90 153V152H89ZM99 153V152H98ZM200 153H201V151H200ZM199 153V154H200ZM211 153H214V152H212L211 151ZM57 153L55 152L54 154H53V156H55ZM86 155H88V152L87 153H85ZM107 153H105L104 155H106ZM111 154V155H112ZM202 154V153H201ZM200 154V155H201ZM235 153H233V155H234ZM248 154V153H247ZM11 155H13V154H11ZM19 155H20V153H18V158H19ZM23 155V154H22ZM22 155H20L21 157H20V161H22L25 157L24 156H22ZM37 154H35L34 156H36ZM58 155H60V154H58ZM62 155V154H61ZM60 155V156H61ZM78 155H81V154H78ZM77 155V156H78ZM85 155V156H86ZM110 155V156H111ZM203 155V154H202ZM201 155V158H203V156ZM205 155V154H204ZM211 156V154H208V157H210ZM216 155H217V153H216ZM222 155H225L224 153L222 154ZM232 155V154H231ZM237 155V154H236ZM235 155V157L234 158H236L237 156ZM249 155V154H248ZM0 156H1V154H0ZM10 156V155H9ZM8 156V157H9ZM14 156V155H13ZM12 156V157H13ZM44 155H42L40 158H42ZM51 156V155H50ZM52 156V157H53ZM90 156V155H89ZM88 156V157H89ZM93 156V155H92ZM92 156L90 157V160H91V158H92ZM102 156V155H101ZM106 156H108V155H106ZM106 156L104 157V158H106ZM215 156V155H214ZM47 157H48V155H47ZM46 157V158H47ZM51 157V158H52ZM76 157V156H75ZM74 157V158H75ZM79 157V156H78ZM77 157V158H78ZM81 157V156H80ZM79 157V158H80ZM97 157V156H96ZM100 157V156H99ZM200 157V156H199ZM218 157V156H217ZM1 158V157H0ZM5 158V157H4ZM14 158V157H13ZM23 158V159H22ZM33 158V157H32ZM37 159L39 158V157H36ZM46 158H45V160H46ZM49 158V157H48ZM74 158H73V161H71V166H70V161H67L68 163L66 164V162L65 163H62V164H64L65 166L66 165H69V167H72L73 165H72V162L74 163V162H76V164H77V167H78V163L80 162V164L82 163L81 161H79L78 162V160H79V158L77 159V161H76V159H75V161H74ZM82 158V157H81ZM81 158H80V160H81ZM129 158H134V161H132L133 159H131V163H132V166H130V165H128L130 162H127V163H124L125 161V159H129ZM192 158H193V156H192ZM228 157H226V159H227ZM242 158V157H241ZM240 158V159H241ZM9 159L11 160L12 158H10L9 157ZM17 159V158H16ZM34 160H35V157L33 158ZM86 159H87V157H86ZM113 159V158H112ZM210 159V158H209ZM216 159V158H215ZM219 159V158H218ZM222 159H224L225 160V158H224V156H223V158L221 157L220 158V160H222ZM237 159V158H236ZM239 159V158H238ZM239 159V160H240ZM244 159V158H243ZM2 160H3V158H1L0 159V192L2 193L3 192V190H4V193H5V191H6V189L4 188V186L5 185H9L10 186V190L11 191H13V190H16V192L18 193V191H17V185L19 186V184H17V175H18V173H20V172H16V171H18L19 169V167H21V166H18L19 164H21V162L19 161V164H17V166H18V168H16V166L14 165V164H11V162L10 161H8V162H10V163H8L9 165H7V164H5V163H3L2 162ZM5 160V159H4ZM17 160H19V159H17ZM93 160H96V159H94V157H93ZM98 160V159H97ZM96 160V161H97ZM126 160V161H127ZM199 160V159H198ZM197 160V161H198ZM229 160H231V159H229ZM6 161V160H5ZM13 161H15L14 159H13ZM26 161V160H25ZM43 161V160H42ZM49 161H50V159H49ZM49 161H48V163H49ZM56 161V160H55ZM82 161H83V159H82ZM85 161V160H84ZM104 161V159L102 160V162ZM146 161H147V159H146ZM149 161H147V162H149ZM196 161V160H195ZM197 161H196V163H197ZM203 160H201V162H202ZM213 161H214V159H213ZM219 161V160H218ZM250 161V160H249ZM28 162V161H27ZM57 162H58V160H57ZM56 162V163H57ZM78 162V163H77ZM242 162V161H241ZM240 162V163H241ZM12 163H14V162H12ZM48 163H46V164H48ZM55 163V164H56ZM91 163V162H90ZM203 163V162H202ZM201 163V164H202ZM226 163V162H225ZM237 163V162H236ZM58 164V163H57ZM56 164V165H57ZM60 164H61V162H60ZM75 164V165H76ZM83 164V163H82ZM86 164V163H85ZM116 165H117V163H115ZM147 164V163H146ZM199 164V163H198ZM211 164V163H210ZM214 164H216V163H214ZM223 164V163H222ZM222 164H221V166H222ZM242 164V163H241ZM250 164V163H249ZM30 165V164H29ZM39 165H41L42 167L44 166V165H42V164H39ZM63 165V166H64ZM84 165V164H83ZM196 165V164H195ZM224 165H226V164H224ZM230 165V164H229ZM234 165V164H233ZM239 165V164H238ZM23 167H25V164L24 165H22ZM58 166V165H57ZM64 166V170H62V171H65V170H69L68 172L69 173H71V168L69 169V167H68V169H66V167ZM80 166V165H79ZM90 166V164L87 166V168ZM99 166V165H98ZM106 166H107V163H106ZM105 166V167H106ZM115 166V165H114ZM203 166V165H202ZM235 166V165H234ZM248 166V165H247ZM252 166H254V165H252ZM251 166V167H252ZM32 167H35V166H31V169H32ZM59 167V166H58ZM76 167V166H75ZM91 167H92V165H91ZM96 167V166H95ZM219 167V166H218ZM240 166H238V168H239ZM242 167V166H241ZM255 167V166H254ZM22 168V167H21ZM21 168H20V170H21ZM55 168H57V167H55ZM73 168V167H72ZM80 168H81V166H80ZM97 168V167H96ZM197 168V167H196ZM230 168V167H229ZM243 168V167H242ZM241 168V169H242ZM249 168H250V165H249V167H246V169H248L249 170ZM262 168V167H261ZM260 168V169H261ZM16 169H18V170H16ZM54 169V168H53ZM60 170H61V167L59 168ZM58 168L56 169L57 170V172H54V170H53V175H56V173L58 174L59 172H58V170H59ZM77 169H79V167L78 168H76V170ZM101 169V168H100ZM99 169V170H100ZM114 169V168H113ZM223 169H225L226 171L228 170L229 171V169H226V168H223ZM231 169V168H230ZM244 169H245V166H244ZM253 169V168H252ZM252 169H250V171L252 170ZM260 169L259 168H257L256 169V171L257 170H259L260 171ZM25 170V169H24ZM24 170H21L22 172H24ZM36 170H37V168H36ZM36 170H30L29 169V171H32V173L34 172L35 173V171ZM41 170H43L42 168H41ZM40 170V171H41ZM55 170V171H56ZM75 170V169H74ZM85 170H86V168H85ZM85 170H83L84 172H85ZM89 170V169H88ZM92 170H94V169H92ZM91 170V171H92ZM105 170V169H104ZM203 170V169H202ZM214 170V169H213ZM221 170V169H220ZM233 169H231V171H232ZM239 170V169H238ZM248 170H247V173H246V175L248 174ZM27 171L28 170H26L25 171V173H27ZM44 171V170H43ZM43 171H42V174H43ZM80 171V170H79ZM90 171V172H91ZM107 171V170H106ZM222 171V170H221ZM230 171V172H231ZM243 171V170H242ZM250 171H249V173H250ZM252 171H254V170H252ZM252 171H251V173H252ZM256 171H254V172H256ZM259 171H257V172H259ZM44 172H47L46 170L44 171ZM74 171H72V173H73ZM86 172H88V173H90L89 171H86ZM86 172L84 173V174H86ZM105 172V171H104ZM104 172H102V173H104ZM116 172H118V173H116ZM213 172V171H212ZM229 172V173H230ZM245 172H246V170H245ZM24 173V174H25ZM30 173V172H29ZM48 173L50 174V171L49 172H47V176H50V175H48ZM94 173V172H93ZM223 173V172H222ZM244 173V172H243ZM23 174V175H24ZM239 174V173H238ZM254 174V173H253ZM257 174V173H256ZM32 175V174H31ZM61 175V176H60ZM62 175L63 174H59V175H57V178L60 176L61 178H62ZM71 175V174H70ZM69 175V178L71 179H73L74 180V178L75 177H72L73 176V174H72V176H70ZM81 175V174H80ZM79 175V176H80ZM90 175H92V173L91 174H88V177H90ZM95 175V177H96V175L97 176H99L98 174H93V176ZM105 175V174H104ZM109 175V174H108ZM107 175V176H108ZM111 175V174H110ZM223 175H224V173H223ZM234 175V174H233ZM233 175H231V176H233ZM236 175V174H235ZM246 175H240V177L241 176H245V178L246 177H248V176H246ZM27 176H29V174L27 175ZM33 176V175H32ZM47 176H45V177H47ZM68 176V175H67ZM74 176H75V173H74ZM132 176V175H131ZM135 176V175H134ZM230 176V177H231ZM250 176H252V174H250L249 175V177ZM254 176H257V175H254ZM20 177V176H19ZM56 177V176H55ZM66 177V176H65ZM83 177V176H82ZM81 177V178H82ZM109 177V176H108ZM105 178L107 181H109L108 179H110V178ZM133 177V176H132ZM136 177V176H135ZM135 177H133V178H135ZM253 177V176H252ZM22 178V177H21ZM32 178V177H31ZM36 178V177H35ZM60 178V179H61ZM99 178H102V180L104 179V177L102 176V177H99ZM129 179H130V177H128ZM133 178H131L132 180H133ZM233 178V177H232ZM243 178V177H242ZM242 178H240V179H242ZM244 178V179H245ZM257 178V177H256ZM37 179V178H36ZM47 179H49V177L47 178ZM56 179V178H55ZM70 179H68L67 178V180H70ZM71 179V180H72ZM78 179H79V177H78ZM138 179V178H137ZM230 179V178H229ZM234 179V178H233ZM232 179V180H233ZM243 179V180H244ZM29 181H30V179H28ZM32 180V179H31ZM37 180H39V179H37ZM37 180H33L32 182H35V181H37ZM59 180V179H58ZM72 180V181H73ZM135 180H136V178H135ZM138 180H140V179H138ZM23 181V180H22ZM40 181V180H39ZM39 181H37L38 183H39ZM66 181V180H65ZM75 181V180H74ZM84 181V180H83ZM83 181H81V182H83ZM96 181V180H95ZM125 181V180H124ZM234 181H236V179L234 180ZM242 181V180H241ZM26 182V181H25ZM24 182V183H25ZM32 182H30V185L31 186H33L32 187V189L31 190H34L35 189V186H37L35 183V186L33 185V183ZM41 182V181H40ZM46 182V181H45ZM45 182H43L42 184H44ZM48 182H49V180H48ZM47 182V183H48ZM62 182H64V181H62ZM85 182V181H84ZM126 182V181H125ZM124 182V183H125ZM134 182V181H133ZM132 182V183H133ZM143 182V183H144ZM238 182V181H237ZM244 182V181H243ZM242 182V183H243ZM27 183V182H26ZM128 183H131V181H128ZM136 183V182H135ZM249 183V182H248ZM29 184V183H28ZM27 184V185H28ZM41 184V183H40ZM60 184V183H59ZM59 184H57V185H59ZM72 184V183H71ZM233 184V183H232ZM234 184H236L235 182H234ZM243 184H245V182L243 183ZM261 184H262V182H261ZM27 185L25 186V184H24V186H25V188L21 185L20 186V188L23 190V188L24 189H26V187H27ZM89 185V184H88ZM91 185V184H90ZM92 185H94V184H92ZM95 185H96V183H95ZM94 185V186H95ZM127 185H129V184H127ZM237 185H240L239 183L237 184ZM249 185V184H248ZM263 185V184H262ZM3 186V187H2ZM39 186V185H38ZM41 186H43V185H41ZM45 186H49V185H46V183H45ZM132 186V185H131ZM130 186V187H131ZM250 186V185H249ZM257 185H255V187H256ZM264 186V185H263ZM6 187V186H5ZM56 187H58V186H56ZM61 187H62V184H61ZM85 186H83V187H81V188H84ZM198 187V186H197ZM248 187V186H247ZM259 187V186H258ZM261 187V186H260ZM34 188V189H33ZM80 187H77L76 188V190L77 189H79ZM80 188V189H81ZM86 188V187H85ZM88 188H89V186H88ZM242 189H244V187H241ZM240 188V189H241ZM263 188V187H262ZM28 189H29V185H28ZM29 189V190H30ZM37 189H42V188H37ZM44 189V188H43ZM42 189V190H43ZM50 189V188H49ZM55 189V188H54ZM58 189H59V187H58ZM95 189H96V187H95ZM94 189V190H95ZM239 189V188H238ZM260 189V188H259ZM30 190V191H31ZM57 190V189H56ZM70 190V189H69ZM68 190V191H69ZM89 190H91V189H89ZM137 190V189H136ZM140 190H142V188L140 189ZM161 190V191H160ZM165 190V191H164ZM166 190H168V191H166ZM10 191V192H11ZM20 192H22L21 190H19ZM28 191V190H27ZM41 191V190H40ZM44 191H47V190H44ZM43 191V192H44ZM49 191V190H48ZM58 191H60V190H58ZM71 191H74V189H72ZM79 190H77V192H78ZM84 191H86L85 189H84ZM181 191V192H182ZM235 191V190H234ZM8 193L9 194V196H11L12 195V193ZM36 192V191H35ZM51 192L52 191H50V194H51ZM88 192L89 191H87V192H81V193H78L77 195H75L74 194V192H71V194L73 193L74 194V199H76L75 200V203L77 204V208L79 209L78 210V213L76 214V217H78V218H80V216H82V213H85V215H88V214H86V211L87 212H89L88 211V209H93L92 211H91V213L89 214V215H93V216H95L96 217V220H98L100 217H101V215H104L105 214V209L104 208H102V207H98V208H96L97 207V205L99 204V199L101 198L98 194H95L96 193V191H94V193L92 192V190H91V192L93 193V195H89L88 194ZM99 192H101V191H99ZM156 192H158V191H156ZM158 192V193H159ZM162 192V193H163ZM184 192V193H185ZM193 192V191H192ZM257 192V191H256ZM30 193V192H29ZM37 193V192H36ZM42 193V192H41ZM57 194V196H56V200H58L59 198H60V196L58 195V192H56ZM62 193V192H61ZM67 193V192H66ZM66 193H65V195H66ZM91 193V194H92ZM159 193V194H160ZM162 194L163 196L165 195V194ZM174 193V192H173ZM172 193V194H173ZM180 193V192H179ZM203 193H205V192H203ZM236 193V192H235ZM15 194V192L13 193V195ZM21 194H23L24 195V191H23V193H20L18 196H20L19 198H17V196H15V198H17L18 200L21 198V200H22V196H21ZM34 194V193H33ZM46 194V193H45ZM50 194H47V195H50ZM64 194V193H63ZM70 194V193H69ZM69 195L70 197L73 195ZM99 194H101V193H99ZM151 194V193H150ZM149 194V195H150ZM153 194V196L154 195H156V196H158L159 194H155V192L154 193H152ZM152 194L150 195V198L152 197ZM171 194V193H170ZM167 195V197L168 196H171L172 197V194L171 195ZM175 194H176V192H175ZM181 194V193H180ZM257 194V193H256ZM4 195V194H3ZM7 195V194H6ZM13 195L11 196V197H13ZM64 195V196H65ZM67 195H68V193H67ZM66 195V196H67ZM99 196V198H98V196ZM106 195V194H105ZM138 195V197H140V194H137ZM188 195H190V194H188ZM8 196V195H7ZM6 196V197H7ZM41 196H42V194H41ZM41 196L40 197H38V198H41ZM46 196V195H45ZM51 196V195H50ZM49 196V198H48V200L50 199V198H52L54 195H52L51 197ZM75 196H76V198H75ZM111 196V195H110ZM143 196V195H142ZM159 196H161V194L159 195ZM173 196H175L174 194H173ZM178 196V195H177ZM258 196V195H257ZM1 197H3V196H1ZM10 197V198H11ZM27 197H29V196H27ZM55 197V196H54ZM53 197V198H54ZM70 197H68L67 196V198H70ZM112 197V196H111ZM147 197H149L148 195H147ZM146 197V195H145V197L144 198H147ZM155 197V196H154ZM188 197V196H187ZM202 197H204L203 195H202ZM256 197V196H255ZM14 198V199H15ZM24 198V197H23ZM31 198V197H30ZM37 198V199H38ZM43 198V197H42ZM45 198V197H44ZM43 198V199H44ZM46 198V199H47ZM73 198H70L69 200H66V199H64L63 201L61 200V201H59V203L58 202H56V204H59V205H63V206H61V208L59 207V206H57V207H59L58 209H57V207H55L56 209H57V212H61V211H67V212H71L73 209H72V201H71V203H70V200L71 199H73ZM102 198H103V196H102ZM108 198V197H107ZM113 198V197H112ZM112 198H111V200H112ZM164 198H165V196H164ZM209 198V197H208ZM257 198V197H256ZM7 200H8V198H6ZM6 199H4L3 198V200L2 201H5ZM12 199L13 198H11V200H10V202H14V201H12ZM16 199V200H17ZM32 199V198H31ZM30 199V200H31ZM35 199V198H34ZM114 199V198H113ZM115 199H116V197H115ZM114 199V200H115ZM149 199V198H148ZM154 199V198H153ZM163 197L161 198V199H158V200H160V201H164L165 199H163ZM168 198H166V200H167ZM177 199V198H176ZM7 200H6V202H7ZM17 200V201H18ZM42 200V199H41ZM110 200V199H109ZM199 200V199H198ZM197 200V201H198ZM201 200H203V199H201ZM25 201V200H24ZM27 201H29V200H27ZM47 201V200H46ZM49 201H51V199L49 200ZM48 201V202H49ZM74 201V200H73ZM138 201V200H137ZM156 201V199H154V201L152 200V202H154V204H156V206H157V203L155 202ZM159 201V202H160ZM169 201H170V199H169ZM176 201V200H175ZM184 201V200H183ZM190 201H191V199H190ZM196 201V202H197ZM257 201V200H256ZM264 201V200H263ZM6 202H4V203H6ZM32 203L34 202L33 200L31 201ZM35 202H37V201H35ZM40 202V201H39ZM43 203H44V201H42ZM54 202V201H53ZM140 202H141V200H140ZM144 202V201H143ZM142 202V203H143ZM158 202V203H159ZM166 202H168V201H166ZM174 202V201H173ZM176 202H178V200L176 201ZM202 201H200V203H201ZM15 203V205L16 206H18V208L21 206V202L18 204V203H16V201L14 202ZM23 203V202H22ZM42 203V204H43ZM52 202H50L49 204L48 203H46V205L48 204V205H50ZM74 203V204H75ZM110 203V202H109ZM112 203V202H111ZM175 203V202H174ZM174 203H172V204H174ZM180 203V202H179ZM185 204H187V201H185L184 202ZM199 203V204H200ZM10 204V203H9ZM12 204V203H11ZM18 204V205H17ZM35 204V203H34ZM34 204L32 205V207L34 206ZM75 204V205H76ZM107 204V203H106ZM118 204V203H117ZM116 203H115V205H117ZM144 204V203H143ZM149 204H151V200H149ZM159 204H161V208H159L160 206H158V208L157 209H162V207H163V205L162 204H165V203H159ZM178 204V203H177ZM182 204V203H181ZM203 204H204V202H203ZM206 204V203H205ZM204 204V205H205ZM262 204V203H261ZM13 205V204H12ZM39 205H41V204H39ZM45 205V204H44ZM43 205V206H44ZM45 205V206H46ZM47 205V206H48ZM105 205V204H104ZM123 205V204H122ZM142 205V204H141ZM166 205V204H165ZM170 206H171V204H169ZM168 204H167V206H169ZM191 205V204H190ZM194 205H195V203H194ZM201 205V204H200ZM258 205V204H257ZM264 205V204H263ZM28 206V205H27ZM36 206V205H35ZM34 206V207H35ZM42 206V208H44V209H47V208H49V207H47V208H45V207H43ZM110 206H112L111 204H110ZM155 206V207H156ZM175 206V205H174ZM181 206V205H180ZM185 206V205H184ZM184 206H183V208H184ZM23 208H25V206L23 205L22 206ZM29 207H31L30 206V204H29ZM109 207V206H108ZM113 207H115V206H113ZM153 208H155L154 207V205L152 206ZM177 207V206H176ZM176 207H174V210H172V211H175V209H176ZM182 207V206H181ZM180 207V208H181ZM191 207V206H190ZM208 207H209V205H208ZM16 208V207H15ZM37 208L40 210L41 209V206L40 207H38L37 206ZM74 208H75V206H74ZM94 208H96V209H94ZM112 208V207H111ZM152 208V209H153ZM169 208V207H168ZM182 208V209H183ZM186 208H188V207H186ZM194 208V207H193ZM260 208V207H259ZM17 209V208H16ZM35 208H33V210H34ZM37 209V210H38ZM76 209V208H75ZM74 209V210H75ZM110 209V207L108 208V210ZM149 209V208H148ZM156 209V208H155ZM155 209L154 210H152V211H155ZM163 209H164V207H163ZM162 209V210H163ZM210 209V208H209ZM261 209V208H260ZM19 210V209H18ZM20 210H21V207H20ZM19 210V211H20ZM24 210V209H23ZM23 210H21L20 212L19 211H17V212H19L20 213V215L19 216H21L25 211H23ZM32 210V211H33ZM36 209L34 210V211H37ZM74 210L72 211V213L74 212ZM115 210V209H114ZM148 212H147V211ZM161 210V211H162ZM166 210V211H165ZM179 210V209H178ZM185 210V209H184ZM190 210H191V208H190ZM189 210V212H193V210H191L190 211ZM195 210H196V208H195ZM204 210H206V208L204 209ZM31 210H28V212H25L24 214H27V213H29ZM107 211V210H106ZM110 211V210H109ZM120 211V210H119ZM151 211V210H150ZM171 211V210H170ZM261 211V210H260ZM38 212V211H37ZM40 212V211H39ZM45 212L47 213V212H49L48 210L46 211V210H44L43 211V213L45 214ZM50 212H52V211H50ZM66 212V213H67ZM75 212H77V210L75 211ZM113 212V211H112ZM138 212V211H137ZM137 212H136V215H137ZM147 212V213H146ZM158 212H160V211H158ZM162 212H165L164 214H162L161 213V217H162V215H165V214H167L166 212H168V210H167V208L166 209H164V211H162ZM179 212V211H178ZM187 212H188V210H187ZM196 211H194V213H195ZM18 213V214H19ZM36 213V212H35ZM111 213V212H110ZM155 213H156V211H155ZM171 213V212H170ZM169 213V214H170ZM173 213V212H172ZM184 213V212H183ZM202 213V212H201ZM203 213H204V211H203ZM260 213V212H259ZM23 214V215H24ZM37 214V213H36ZM34 215L35 217L38 215ZM43 214V215H44ZM50 214H52V213H50ZM62 214H63V212H62ZM61 214V215H62ZM159 214V213H158ZM157 213H156V215H158ZM169 214L167 215V216H169ZM179 214V213H178ZM189 214V213H188ZM187 214V215H188ZM9 215H10V212L8 211V210H6V209H4V207H2V208H0V219L1 218H4L5 220L6 219H8V217H9ZM28 215V214H27ZM26 215V217L28 218V216ZM40 215V214H39ZM39 215H38V217H39ZM45 215H47V214H45ZM45 215H44V217H45ZM56 215V214H55ZM54 215V216H55ZM57 215H59V214H57ZM64 215V214H63ZM62 215V216H63ZM68 215V214H67ZM75 215V214H74ZM73 215V216H74ZM90 216V217H93V216ZM106 215V214H105ZM111 215V214H110ZM117 215V214H116ZM136 215H134V216H136ZM139 215V214H138ZM138 215L136 216L137 218V220H138ZM141 215V214H140ZM170 215H172V214H170ZM176 215V214H175ZM190 215V214H189ZM192 215H194V214H192ZM191 215V216H192ZM70 215H68V217H69ZM118 216V215H117ZM134 216H133V219H134ZM152 216V215H151ZM155 216V215H154ZM167 216H165V217H167ZM190 216V217H191ZM195 216V215H194ZM205 216V215H204ZM204 216H202V217H204ZM25 217V216H24ZM25 217V218H26ZM29 217H30V215H29ZM37 217V218H38ZM58 217H60V216H58ZM74 218V219H76V220H78L77 218ZM85 217V216H84ZM84 217L82 218L83 220H84ZM95 217H93V219L95 218ZM109 217V216H108ZM115 217V216H114ZM156 217V216H155ZM155 217H151L152 219H151V221H153V219L155 218ZM158 217V216H157ZM156 217V218H157ZM160 217V218H161ZM189 216H188V218H190ZM206 217V216H205ZM25 218L24 219H22V221L23 220H25ZM46 218V217H45ZM57 218V217H56ZM70 218V217H69ZM88 220H89V218H88V216L86 217ZM85 218V219H86ZM104 218H106V217H104ZM112 218V217H111ZM160 218H158V219H160ZM172 218V217H171ZM174 218V217H173ZM187 217H185V219H186ZM195 218H196V216H195ZM41 220H43V222H44V224H45V222L48 224V222H49V224H53V222L52 223H50L51 221H49L48 219H46V220H48V221H44L45 219H42V218H40ZM61 220L63 219V218H60ZM59 219V220H60ZM86 219V220H87ZM90 219H92V218H90ZM92 219V220H93ZM162 220H163V218H161ZM175 219H178L177 217L175 218ZM181 219V218H180ZM5 220H2L1 219V221L3 222V221H5ZM26 220H29V219H26ZM32 220H33V218H32ZM41 220H40V222H41ZM73 221V219H71L70 218V220H68V221ZM132 220V219H131ZM130 220V221H131ZM136 220V221H137ZM149 220V221H148ZM155 220V219H154ZM171 220V219H170ZM174 220V219H173ZM172 220V221H173ZM189 221L191 220V218L190 219H188ZM193 221H194V219H192ZM191 220V221H192ZM199 220V219H198ZM206 220V219H205ZM30 221V220H29ZM66 221V220H65ZM71 221V222H72ZM135 221V220H134ZM136 221L134 222V223H136ZM144 223H143V222ZM157 222H158V220H156ZM160 221V220H159ZM165 221H167L166 219H165ZM178 221V220H177ZM181 221H182V219H181ZM200 221V220H199ZM34 222H36V220H34L33 221V223ZM57 222H58V220H57ZM62 222V221H61ZM73 222H75V221H73ZM84 222V221H83ZM91 222V221H90ZM97 222V221H96ZM99 222H100V220H99ZM133 222V221H132ZM156 222V223H157ZM195 222H196V220H195ZM198 222V221H197ZM207 222V221H206ZM4 223V222H3ZM22 223V222H21ZM64 223V222H63ZM84 223H86V221L84 222ZM92 224L94 223L93 221L91 222ZM102 223V222H101ZM106 223V222H105ZM127 223V224H128ZM133 223V224H134ZM152 223V227H153V222H151ZM174 223H176L175 221H174ZM173 223V224H174ZM177 223H179V222H177ZM192 223V222H191ZM25 224V223H24ZM28 224H30V223H28ZM27 224V225H28ZM41 224V223H40ZM46 224V225H47ZM60 223H58L57 225H59ZM72 224V223H71ZM70 222H69V225H67L66 227H69V230L70 229H72V228H70ZM87 224V223H86ZM90 224V223H89ZM125 224V223H124ZM137 224V223H136ZM163 226L165 227V226H169V225H167V222H166V225H165V223L163 222ZM188 224V223H187ZM195 224V223H194ZM197 224V223H196ZM205 224H207V223H205ZM2 225V224H1ZM5 225V224H4ZM4 225H2V226H4ZM27 225L25 224V225H23V227L24 226H26V228H27ZM31 225H32V223H31ZM42 225V224H41ZM56 225V226H57ZM83 225V224H82ZM99 225L100 224H98L97 226L99 227ZM132 225V224H131ZM186 225V224H185ZM204 225V224H203ZM17 226V225H16ZM29 227H31L30 225H28ZM34 226H35V223H34ZM48 226V225H47ZM50 226V225H49ZM74 226V225H73ZM76 226H79L78 224H76L75 225V227ZM92 226H94V224L92 225ZM149 228H148V227ZM156 226H158V225H156L155 224V227ZM174 226V225H173ZM182 226V225H181ZM180 226V227H181ZM194 225H192V227H193ZM29 227L27 228V229H29ZM33 227V226H32ZM31 227V229H33ZM51 227H52V225H51ZM51 227L49 228H47L46 229V231H47V233L50 231V229H51ZM58 227H60V225L59 226H57V229H58ZM65 227V226H64ZM80 227V226H79ZM96 226H94V228H95ZM101 227H103V226H101ZM158 227H160V226H158ZM158 227H157V231H158ZM172 227V226H171ZM184 227V226H183ZM4 228V227H3ZM2 228V229H3ZM36 227H34V229H35ZM97 228V227H96ZM166 228V227H165ZM164 228V229H165ZM182 228V227H181ZM185 228V227H184ZM257 228V227H256ZM263 228V227H262ZM12 229V228H11ZM22 229V228H21ZM26 229V230H27ZM43 229V228H42ZM74 229V228H73ZM73 229H72V231H73ZM152 229H155L154 227L152 228ZM167 229H168V227H167ZM171 229V228H170ZM175 229H176V227H175ZM178 229V228H177ZM176 229V230H177ZM199 229H200V227H199ZM15 230V229H14ZM23 230V229H22ZM22 230H21V232H22ZM25 230V231H26ZM44 230V229H43ZM58 230H62L63 231V229H58ZM57 230V231H58ZM68 230V229H67ZM68 230V231H69ZM75 230H76V228H75ZM78 231H80L79 230V228L77 229ZM98 230V229H97ZM161 230V229H160ZM196 230V229H195ZM202 230V229H201ZM204 230V229H203ZM2 231L3 230H1L0 229V234L2 233ZM5 231V230H4ZM7 231H8V229H7ZM17 231V230H16ZM33 231V230H32ZM39 231V233H40V229L38 230ZM67 231V232H68ZM103 231V230H102ZM152 231H154V230H151L150 232L151 233H153ZM155 231H156V229H155ZM163 231H167V230H163ZM179 231L180 232H182L180 229H179ZM187 231V230H186ZM20 232V231H19ZM24 232V231H23ZM28 232V231H27ZM45 231H43V233H44ZM56 232V231H55ZM59 232V231H58ZM61 232V231H60ZM77 232V231H76ZM149 232V233H150ZM172 232H174V231H172ZM260 232V231H259ZM258 232V233H259ZM14 233V232H13ZM65 233V232H64ZM69 233V232H68ZM75 233V232H74ZM73 233V234H74ZM78 233V232H77ZM91 233V232H90ZM101 233V232H100ZM132 233H134V231L132 232ZM155 233V232H154ZM153 233V234H154ZM184 233V232H183ZM195 233V232H194ZM24 234V233H23ZM26 234V233H25ZM30 234V233H29ZM28 234V235H29ZM41 234V233H40ZM58 234H60V233H58ZM63 234V233H62ZM85 234H86V232H85ZM103 234V233H102ZM176 234H177V232H176ZM206 234V233H205ZM9 235V234H8ZM20 235H21V233H20ZM27 235V234H26ZM39 235V234H38ZM51 235V234H50ZM63 235H66V234H63ZM62 235V236H63ZM71 235H72V233H71ZM111 235V236H110ZM134 235H136V234H134ZM156 235V234H155ZM159 236L160 235H162L160 232H159V234H158ZM171 236V234H168L167 232H166V235L164 234V236ZM19 236V235H18ZM17 236V237H18ZM30 236H31V234H30ZM36 236H37V234H36ZM47 236V235H46ZM49 236V235H48ZM70 236V235H69ZM80 236V235H79ZM81 236H83V234L81 235ZM80 236V237H81ZM90 236V235H89ZM98 236V235H97ZM107 236V237H108ZM131 236H132V234H131ZM147 236V235H146ZM157 236V235H156ZM155 236V237H156ZM183 236V235H182ZM195 236V235H194ZM193 236V237H194ZM200 236V235H199ZM32 237H34V236H32ZM52 237V236H51ZM57 237V236H56ZM64 237V236H63ZM62 237V238H63ZM79 237V238H80ZM86 237H88V236H86ZM96 237V236H95ZM104 237V236H103ZM108 237V238H109ZM111 237V238H112ZM114 237V238H115ZM152 237V236H151ZM153 237H154V235H153ZM181 237V236H180ZM179 237V238H180ZM196 237H198V236H196ZM28 238V237H27ZM31 238V237H30ZM39 238H42L41 236H39ZM48 238V237H47ZM50 238V237H49ZM70 238V237H69ZM77 238V237H76ZM98 238V237H97ZM105 238V237H104ZM114 238H112V239H114ZM126 238V239H125ZM150 238V237H149ZM191 238V237H190ZM261 238H263L262 236H261ZM5 239H6V237H5ZM16 240H17V238H15ZM44 239V238H43ZM85 239V238H84ZM87 239H89V237L87 238ZM91 239V238H90ZM99 239V238H98ZM116 239V238H115ZM130 239V241H131V238H129ZM133 239H134V237H133ZM136 239V238H135ZM137 239H136V241H137ZM150 239H152V238H150ZM201 240H202V237L200 238ZM199 239V240H200ZM260 239V238H259ZM9 240H11V239H9ZM8 239L7 240H5V241H0L2 244H1V246L3 247V250L0 252V254H2L0 257H3L4 258V262L2 263V264H15V262L13 263V261H16L17 262V260H20V256H19V254L21 253V251H22V249L24 248H26V246L28 245V243H31V242H27V240L25 239V237L24 238H22V240H21V242L19 243V242H17V243H19V244H14V241H12V242H10ZM39 240H41V239H39ZM46 240V239H45ZM58 240V239H57ZM60 240V239H59ZM73 240V239H72ZM75 240V239H74ZM86 240V239H85ZM84 240V241H85ZM147 240V239H146ZM47 241V240H46ZM49 241H50V239H49ZM55 241V240H54ZM62 241V240H61ZM90 241H92V240H89V242ZM106 241V240H105ZM115 241V240H114ZM132 241H135V240H132ZM15 242V243H16ZM79 241H77V243H78ZM80 242H82V240L80 241ZM87 242V241H86ZM149 242V241H148ZM203 242V241H202ZM263 242V241H262ZM261 242V243H262ZM13 243V244H12ZM47 243V242H46ZM51 243V242H50ZM49 243V244H50ZM56 243V242H55ZM55 243H54V245H55ZM72 243H74V242H71V244ZM84 244H81V245H85V242H83ZM102 243H104V242H102ZM108 243V242H107ZM130 243H132L131 245L132 246H130L129 244ZM261 244L260 242H257V243H251V246H252V244L254 245H256V244ZM80 244V243H79ZM87 244V243H86ZM258 244V245H259ZM40 245V244H39ZM76 245V244H75ZM75 245H73L74 247H77V245L75 246ZM264 245V244H263ZM34 246V245H33ZM51 246V245H50ZM53 246V245H52ZM56 246V245H55ZM79 246V245H78ZM86 246V245H85ZM85 246H82V248H81V246H80V248L81 249H83V247H85ZM101 247H103L102 245H100ZM104 246H107V244L106 245H104ZM107 246V247H108ZM58 247V246H57ZM65 247V246H64ZM73 247V248H74ZM99 247V246H98ZM100 247V248H101ZM135 247V246H134ZM206 247V248H205ZM27 248H28V246H27ZM43 248V247H42ZM52 248V247H51ZM89 248V247H88ZM255 248H256V246H255ZM257 248H258V246H257ZM263 248V247H262ZM1 249V248H0ZM29 249H30V247H29ZM103 249H105V247H103ZM252 250L254 249V247L252 246V248H251ZM251 249H249V250H251ZM260 249L261 248H259V255H260V252L261 251H264V250H261L260 251ZM64 250V249H63ZM73 250H75V248L73 249ZM152 250H153V252H154V250H156L157 252H158V256H155V254L154 253H152ZM249 250L247 249V251H248V253L250 254V252H249ZM255 250V249H254ZM253 250V251H254ZM32 251H34V249L32 250ZM40 251V250H39ZM38 250H37V252H39ZM44 251V250H43ZM42 251V252H43ZM65 251V250H64ZM71 250H69V252H70ZM107 251V252H108ZM258 251V250H257ZM41 252V253H42ZM45 252H47V249H46V251ZM68 252V251H67ZM65 253V252H63L64 254H65V256L68 254V253ZM72 252V251H71ZM83 252V251H82ZM85 252V251H84ZM90 252H92V251H90ZM240 252V251H239ZM29 253H30V250H29ZM40 253V254H41ZM44 253V252H43ZM43 253H42V255H43ZM58 253H61V255H62V252H58ZM75 253H77V252H75ZM100 252H98V254H99ZM105 252H103L102 254H104ZM251 253H253V252H251ZM256 253V252H255ZM24 253L22 252V255H23ZM39 254V253H38ZM39 254V255H40ZM47 254V253H46ZM70 254V253H69ZM79 254V253H78ZM118 254V253H117ZM128 254V253H127ZM52 255H54V254H52ZM61 255H59L58 254V256H61ZM72 255H73V257L74 258H76L74 255V252L72 253ZM92 255H94V254H92ZM105 255L107 256V254L105 253ZM112 255H115V253H113ZM238 255H240V254H238ZM245 255H248V254H245ZM256 255H257V253H256ZM57 256V255H56ZM64 256V255H63ZM69 256V255H68ZM77 256V255H76ZM97 256H100V255H97ZM111 256V255H110ZM129 256V255H128ZM134 256H136V255H134ZM138 256H140V255H138ZM244 256V255H243ZM62 257V256H61ZM79 257V256H78ZM101 257V259L103 260H105V259H107L108 257H106V258H103V256H100ZM99 257V258H100ZM241 257V256H240ZM27 258V257H26ZM25 258V259H26ZM34 258V257H33ZM46 258V257H45ZM48 258V257H47ZM63 258V257H62ZM66 258H67V256H66ZM65 258V260L67 261H69V259H66ZM80 258V257H79ZM114 258H116V257H114ZM113 258V259H114ZM136 258V257H135ZM253 258V257H252ZM252 258H250V259H252ZM264 258V257H263ZM2 259V258H1ZM22 259V258H21ZM24 259V260H25ZM42 260L44 259V258H41ZM51 259V258H50ZM91 259H93L94 261H95V259H96V261H97V259L98 258H96V256H95V259H94V257H91V258H89V260H91ZM111 259H112V257H111ZM117 259V258H116ZM129 259V260H130ZM234 259V260H233ZM247 259V258H246ZM29 260H30V257H29ZM40 260V258L38 259V261ZM41 260V261H42ZM45 261H46V259H44ZM60 260V259H59ZM71 260V259H70ZM79 260V259H78ZM88 260V261H89ZM98 260H100V259H98ZM137 260V259H136ZM140 259H138V261H139ZM254 260V259H253ZM1 261V260H0ZM28 261V260H27ZM35 261V260H34ZM49 261V260H48ZM51 261V260H50ZM54 261H56V259H54ZM61 261V260H60ZM65 261V262H66ZM74 261V260H73ZM81 261V260H80ZM141 261V262H142ZM245 261V260H244ZM252 261V260H251ZM261 261V260H260ZM30 262V261H29ZM40 262V261H39ZM38 262V263H39ZM43 262V261H42ZM100 263H102L101 261H99ZM98 261H97V263L96 264H98L99 263ZM110 262H111V260H110ZM243 262V261H242ZM259 262V261H258ZM18 263V262H17ZM16 263V264H17ZM24 263V262H23ZM33 263H35V262H31L30 264H33ZM104 263H106V261L104 262ZM112 263V262H111ZM131 263V262H130ZM249 263H250V261H249ZM260 263V262H259ZM28 264V263H27ZM39 264H41V262L39 263ZM45 264V263H44ZM58 264V263H57ZM63 264V263H62ZM65 264V263H64ZM70 264H72V263H70ZM76 264V263H75ZM91 264V263H90ZM103 264V263H102ZM108 264V263H107ZM138 264V263H137ZM142 264V263H141ZM245 264H247V263H245ZM262 264H264V263H262Z\"/></svg>","mask_w":264,"mask_h":264}]
</instances>
